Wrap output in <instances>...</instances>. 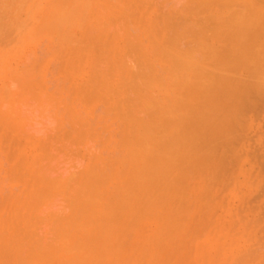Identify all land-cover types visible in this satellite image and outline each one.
<instances>
[{"label":"bare ground","instance_id":"6f19581e","mask_svg":"<svg viewBox=\"0 0 264 264\" xmlns=\"http://www.w3.org/2000/svg\"><path fill=\"white\" fill-rule=\"evenodd\" d=\"M41 1V0H40ZM52 1V0H51ZM94 1V2H93ZM96 1V2H95ZM98 1V2H97ZM105 1H107V0H102V1H99V0H53V2H52V4L53 5H56V7L54 8V9H52L51 10V14L49 13L48 15H50V18L49 17H47L48 18V20L46 21L45 19H44V21L46 22V23H44V21L42 22V23H44V24H42L43 25V27H44V31H45V34H43V33H41V35L43 34L44 35V37L42 36V37H40V33L38 32V30H35V32L37 33L38 32V35L39 36H37V38H41V43L42 44H40V42H39V45L41 46V45H43L42 47H40V48H42V50L40 51V53H38V48H36V49H34L35 47H33L32 48V46H29L28 45V43H27V45L31 48L30 49V55H27L26 57H25V55H26V53H24V54H22V55H24L23 56V59L25 60L26 59V63H23V61L24 60H22L21 61V57H20V61L23 63V64H21L20 63V66H18L17 65V63H16V65H17V67H19L18 69H17V71H16V69H15V71H13V72H15V73H13L11 70L9 71V74H7L6 73V76L8 77V79H10V84L8 83V81H7V79H6V76H5V80H6V82H4V84H3V86H2V84H0V86H2V88L0 89L1 91H0V123H1V125L0 126H3L4 124H3V122L4 123H6L4 120H6L7 118H8V120H6V121H9L10 122V120L12 119V122L13 121H15V116L17 115V118L19 117V115L21 114L22 115V118H19L20 120H21V123H22V125H19L20 126V129H24L25 130V133L26 134H28V132H30L31 130H33V133H34V131L36 132V129H39L40 130V128L38 127L37 128V125H36V123L35 122H33L32 124H33V126H30V125H25V124H29L30 122H32V118H34V120L36 121H39L37 124L38 125H40L39 123H41L42 121H43V119H41V115H42V113H43V115L44 116H46V115H48V116H51V120L52 121H54L55 123L57 122V121H55L56 119L57 120H59L60 118L62 119H60L59 120V122H62V123H56V125L57 124H63V123H67L66 125H67V127H66V125L65 126H62L63 127V129H65V131L66 132H69V134L68 133H64V132H62L63 131V129L60 131L61 133H64L63 135L64 136H61V137H63V138H60V136H59V139L60 140H58V142H57V138H58V135L57 134H60L59 133V130L62 128V127H60V125H59V130L57 131V133H56V131H54L56 134L55 135H57V138L55 139V135L53 134L54 132H49L48 130H50V129H47L46 128V126L45 127H42L41 129H42V132L43 131H45V132H48V133H44L43 132V134L44 135H42V132H40L39 130H37L38 132H40V133H38V136H37V132H36V134L34 133V134H32L31 136H32V138L34 137V135L35 136H37L38 138H40V136H41V139H42V136H44L45 137V134H47V135H50V134H53L54 135V137H53V139H54V141L56 140V142L55 143H53L54 141H53V139L51 138L52 136H50L49 137V139L51 138L52 139V141L53 142H50V144H49V142H47V140H49V139H45L46 141H44V144H46V142H47V144H49V145H45L46 147H44V145L43 144H41V142H39L38 141V143H39V145L38 146H40V147H42L41 145H43V147H44V150H45V152L43 151V153L41 154L40 152H42V150L41 149H38L37 151L39 152V156H38V154L36 153V155H37V157H40L41 156V159H42V155H45L46 153L47 154H50V150H52V155H51V157H49V155H48V157H46L47 156V154H46V156H44V158H46V159H43V160H41L40 161V158H39V161L41 162L40 164H41V166L39 167L36 163L38 162V159H37V161H35L36 163L33 165V164H31L32 165V167H34L35 165H37L38 167H36V168H38V169H33V171H36V170H40V174H39V177H36L35 179H37L36 181H37V183H38V181H39V179H41L40 181H41V186L39 187L38 185H37V187H36V189L39 187V191L38 190H35V187L33 188L32 186H34V184L36 185L37 183H35L34 182V184L32 185L31 183V187L35 190V192L36 191H38L37 193H35V195H34V193L33 192H31L32 193V195L30 196V197H32L33 195L34 196H36V198L38 199V201H37V203L35 202V200H36V198H34V196H33V198H32V200H31V198L29 197V195H28V199H30V200H28V199H26L27 200V202H28V205H31L32 206V204H30L29 202L31 201V203H33V200H34V202L36 203H33V204H35L34 206H32L31 208L30 207H28V205H26V209L27 208H29V210L27 209V212L29 211L30 212V210H32V209H35V208H39V207H41L42 206V208H43V211L42 210H37L36 209V211L34 210V213L32 214V212H33V210H32V212H31V214L28 212V215L30 214V216H26L25 214L27 213V212H25V213H23V215H22V217H24V215L26 216V218L24 219V218H22L21 217V222L19 221L20 219L18 218L17 219V221H15L16 219V213H15V223L17 224H14V221L12 222V224H13V230H11L12 232L10 233V234H6L5 233V235L4 234H0V264H114L113 262H115V260H116V262L115 263H120V264H122V260L126 257H123L124 255H122L121 256V258H120V251L122 250L121 249V247H120V245H123V243H124V241L123 240H125V242H126V239L127 238H129V239H131L130 237H132V236H130V234L131 235H133L132 233H131V228L133 229V230H135V228L137 229L138 227H141V226H145L146 227V225L145 224H147V223H144L143 225L141 224V226H139V221L142 219H144V215H143V217L142 218H140V215L142 216V214L143 213H145L144 211H146V213H145V217L146 218H148V219H150L151 220V217L150 216H152L153 218H152V220L154 219V216L153 215H155V217H156V219L159 221H156L157 222V226H155L156 227V229H158V230H155V228H154V230H153V232H154V234L156 233V235H153V236H156L155 237V241H153L154 240V238H153V236L151 235H149V237L147 236L146 237V239H145V237H143L142 235V237L144 238H140L141 240H142V242H144L145 240H148L149 241V239H151L150 240V242H152V245L154 246L155 245V247H158L157 248V251L159 252V251H161V253L163 254L164 252L166 253V251H164V248H165V250H166V248H167V245H165L166 243H168L167 241H166V239L168 238L169 240L171 239V240H173V241H176L175 240V236L176 237H178V238H181L182 236H180L183 232H184V230H183V232L181 233V229H184V228H182V226H184V225H182V226H180V224L178 223V226L179 227H177V222H178V220L177 219H175V220H177L176 222L175 221H173V222H175V224H176V228L174 227V223H172V220H174V216L173 217H171V216H169V215H164L165 213H168L169 212V209L170 208H168L169 207V204L167 203V201L169 200V199H171V197H173V199H172V201H168V202H170V204H171V202H173L174 201V199H175V203L173 204V206L171 207V209H172V213H173V210H174V208L175 209H178V207L180 206V205H182L181 206V208L179 207V209H183L182 207H183V204H182V202L183 203H187L186 202V199H184V197H183V195L185 194V197H186V194H188L189 195V193L187 192V189H186V187H185V189H184V186L182 185V184H184V185H186V182L185 181H187V179H189L188 177H192V175L193 174H195V172H196V174H197V176L199 175V173L198 172H200V175H201V173H203L202 171V168L203 169H205V167H206V169H208L207 171L206 170H204V171H206V172H208L209 171V168L210 167H208L210 164H211V161L208 163V164H205V154H210V152H211V154L209 155L208 154V156H207V158H212L213 159V157H216V155H217V153L219 152H216V155H215V152H214V149H213V147L215 148V150H220V151H223L224 152V150H223V147L221 146V149H217V148H220V146L219 145H221V143H222V140H221V142H220V139L218 140V142H216L217 140H216V138L218 139V138H222L223 136L225 137L226 136V134H229L230 132L232 133V131H233V126H231V124L233 125V124H235V122H232V121H236L237 123H238V121H239V117H241V113L243 112V110L246 108V105H242V106H240L239 104H237V102L238 101H240V99H241V101L240 102H238V103H240V104H245V101H244V98H245V95L244 94H246V96L248 95V97H249V94H248V92L249 91H255L256 90V93L259 91V90H262V88H264V87H260L258 84V86H256V83L255 82H253L254 81V77H257V74H258V76H260V74H262V73H260L261 71H264V70H262V69H264V67H262V66H264V65H260V63H261V61L262 60H264V18H262V15H264V14H261V16H258L260 13H262L261 11V7H264V5H262V4H264V3H262V2H264V0H262V2L261 1H258V0H255V1H257V3H256V8L258 7L257 6V4H259L260 5V3H258V2H261L262 4H261V7H259V10H258V15L255 13V12H253L254 14H256V15H254L251 11L254 9V4L253 3H251V1H254V0H196L197 2H195V0H192V2L194 1V3H198L197 5H195V6H197L196 7V9L194 8L195 6H194V4H192V2H191V0L190 1H188V2H190L189 4L192 6L193 5V10H195V13H197L196 15L198 16V19H199V22H198V26L199 27H207V29H208V31L210 30L211 32H209V34H208V31H207V29L205 28H203L204 30H202V28H198V27H196V28H198L199 29V31L201 30V34H203L204 32V34H203V38H204V40L206 39V42L205 41H203V38H202V41H201V38L198 36V37H196L195 38V41L193 42L192 40L194 39V37L193 36H195V34L193 33L194 32V30H195V28L193 29V32H192V37L191 38H193V39H189V38H187L188 37V34L187 33H182V34H184V35H182V34H180L181 32L180 31H177V28H175L176 26L173 24V26H172V23L173 22H171L170 21V23H169V25H167V26H169V28H171L172 27V30H170L169 28H168V30H170L169 32H171V33H169L168 32V30H166L165 28L167 27V26H165L164 27V25H163V30L165 29L167 32H165L164 33V39H165V41L164 40H161V44H159V42L157 41V39H155L158 43H157V45L159 44L161 47V49H159L160 51H161V53H158L157 54V52L156 53H154V49L156 48V42H155V40L154 39H152L153 37H150L151 38V40H154V42H152V41H150V38L148 39V36L147 35H145V38H147V39H145L144 38V36H142L147 42L148 41H150L149 43H146V44H148L149 46H150V48H152L153 47V51L152 50H150V54H152L153 53V56L156 54L157 56V62H155V63H157L158 65H154L153 64V66H151L152 64H150L149 65V69H152V70H149V69H147L148 68V65H146V64H148V62H146V66L144 67V68H146L147 69V71H145L146 69H144L143 68V66H144V64L143 65H139V64H141L140 63V61L142 60V61H145V57L144 56H146L147 54L146 53H148V55H149V52H146L145 51V49L146 50H148L149 51V49L147 48V47H144L145 45H144V39L142 40V42H143V44L141 43V41H139L138 43H141L142 45H144L143 47L145 48H142L141 46V44L139 45L142 49H143V51H145V52H140V50L138 51L139 53H145L144 55L142 54V56L144 57V58H140L141 60L139 61V58L137 59V57H135V55H134V53H136V52H134V53H132L133 51H130V50H128L129 48H127L126 50H124L125 48H122V47H120V48H122L121 50L120 49H118V50H120L121 52H123L122 53V58L119 56L120 54L118 53V56H117V54L115 55V56H117V57H114V55L112 54V57H114V58H117V60L118 61H122V59L124 60V61H122L120 64H122V65H119V63H118V61L117 60H114L116 63H114V62H111V60H109V56H108V58L107 57H104V55H102V51L103 50H105L106 48H102V45H105V46H107L108 45V43L109 44H111L112 42H110V41H115V37H117L116 38V40L117 39H122V40H120V42L122 43V42H124V44H128L129 42V40H127V39H130L129 37L131 36L130 34H133V33H135V32H138L139 31V29H138V27H139V24H138V27H136V25H135V27L134 26H132L131 25V27H129V28H131V29H135L134 31L132 30H130V29H128V25H126V24H129V23H124V22H122V24L121 23H119V21H117V18H119V17H122L121 15H123V14H121L120 12V15L118 14V15H116V13L118 12V7L117 6H119L120 8L123 6L124 7V5H125V7L128 5V6H130V4H132L133 3V7L132 6H130L131 8H133V11H134V9H135V11L137 10V6H138V4L137 3H139V1L143 4V2L142 1H144V5H149V4H146V3H151L152 1L151 0H149V1H145V0H137L138 2H136L135 0V2L133 1V0H131V2H129L130 0H128V1H125L126 3H128V4H124L123 2H122V0L121 1H119V0H113V2L114 1H116V4H117V2H118V5H116L115 4V2L113 3V5H115L114 7H116L115 9L117 10H115L116 11V13H115V11H114V13H115V15L114 16H116V17H114V19L112 20V17L111 16H113L112 14H109L108 15V17L110 18L111 17V19H110V23L108 22V24H106L105 23V26H104V28H105V30L107 31H105V30H103V31H105L107 34H108V32H109V35H108V38L110 37V39H108L107 37H105V38H107L109 41L107 42V41H105V40H107V39H102V40H104L103 42L105 43H99L98 42V40H99V38L101 39V37L103 38V35L104 36H106L107 34L105 33V32H103L102 34H100V35H102V36H98L99 38H97V35L96 34H98L97 32L95 33L94 31H99V26H100V24L101 23H99V22H101V20L103 21H106L107 19H108V17H103V18H105V19H103L102 17H96V16H92V15H102V16H104L102 13H105V16H107L106 15V12L108 13H110V11L111 10H113V8H111V6H109L108 7V5L110 4V3H108L109 1H107V3L105 2ZM213 1H216V2H213ZM42 2V1H41ZM93 2V3H92ZM101 2V3H100ZM102 2H103V4H102ZM104 2L106 3V5H104ZM111 2H112V0H111ZM217 2H219V3H217ZM45 3V2H44ZM46 3H48L47 1H46ZM51 3V2H50ZM95 3V4H94ZM120 3H122L121 5H119ZM38 4V0H28L27 1V6L28 7H34V6H36ZM49 4V3H48ZM98 4H100V5H98ZM135 4H137L136 6H135ZM140 4V3H139ZM141 4V5H142ZM211 4H213L212 5V7L216 4L217 6L218 5H220V6H222L223 7V9L224 10H218V11H220V15L222 14H224L225 13V15H226V13H227V15L225 16V18H224V16H222V17H220V15H212V12L210 11V13H209V11H205V10H208V8H209V5H211ZM13 5V4H12ZM93 5H98V7L99 8H101L102 9V12H96L93 8H95V6L94 7H92ZM111 5V4H110ZM216 5L213 7V8H216ZM23 6V5H22ZM103 6H106V7H104V9H106L105 10V12H103L104 11V9L102 8ZM127 6V7H128ZM135 6V7H134ZM219 6V7H220ZM13 7V6H12ZM98 7H97V11H98ZM121 8L122 10L121 11H123L124 10V8ZM126 7V12H122V13H127L128 14V12L130 13L131 12V8H127ZM211 6H210V9L212 8ZM219 7H217V8H219ZM238 7H242L244 10H238ZM110 10H109V9ZM206 8V9H205ZM225 8H228V9H225ZM255 8V9H256ZM3 9V8H2ZM45 9V8H44ZM96 9V8H95ZM129 9H131L130 11H128ZM198 9V10H197ZM201 9H203V11H205L206 13H207V16H203L202 15V17L203 18H205L204 19V21L205 22H207V19H208V22H207V25H209V27L207 26V25H201V22H203V21H201L200 19L202 18V17H200L199 16V13L200 14H202L201 12H202V10ZM205 9V10H204ZM219 9H221V7L219 8ZM250 9H252V10H250ZM254 9V10H255ZM258 9V8H257ZM262 9H264V8H262ZM24 10V9H23ZM124 10V11H125ZM217 10V9H216ZM248 10L251 12V14H249V13H247L248 12ZM261 10V11H260ZM15 11V10H14ZM13 10H12V12H14ZM100 11V10H99ZM128 11V12H127ZM132 11V12H133ZM224 11V12H223ZM259 11H260V13H259ZM30 12V11H29ZM98 13V14H96V13ZM112 13H113V11H111ZM222 12V13H221ZM95 13V14H94ZM100 13V14H99ZM203 14H205V13H203ZM111 15V16H110ZM206 15V14H205ZM210 15V16H209ZM24 16V15H23ZM38 16H40L39 14H38ZM76 16H78V18L79 19H76L77 17ZM82 16H84V17H82ZM89 16H91V17H89ZM124 16V15H123ZM212 16V17H211ZM214 16H215V22H218V20L221 18V20H219V22L218 23H216V24H214ZM219 16V17H218ZM13 17V16H12ZM51 17H52V19H53V21H52V19H51ZM93 17V20L95 21H93V25H94V23H95V27L93 26V29L94 30H92V25L90 26L89 25V23H88V19L89 18H92ZM97 19H96V18ZM262 18V19H260V18ZM20 18V17H19ZM82 18H83V20H82ZM85 18V19H84ZM95 18V19H94ZM102 18V19H101ZM170 18L172 19V17H171V15H170ZM203 18H202V20H203ZM209 18H211V20L213 21V22H211V20L209 19ZM100 19V21L98 22L97 20H99ZM224 19V20H223ZM20 20V19H19ZM77 20V21H76ZM87 20V21H86ZM91 19H89V21H90ZM109 20V19H108ZM115 20V21H114ZM223 20V21H222ZM262 20V21H261ZM12 21V20H11ZM16 21H18V20H16ZM29 21H30V19H29ZM111 21H113V22H115V25L113 26V24H112V22ZM116 21H117V23H119L120 25H116ZM24 22V21H23ZM37 22V21H36ZM50 22H52V23H50ZM17 23V22H16ZM27 23V22H26ZM90 23H92V22H90ZM97 23H98V25H97ZM209 23V24H208ZM2 24V23H1ZM10 24H12V23H10ZM111 24V25H110ZM124 24V25H123ZM212 24V25H211ZM215 26H214V25ZM106 25H107V28H108V25L111 27H109L108 29H110V31L111 30H113L114 32L112 33V35H111V32L110 31H108V29H106ZM122 25V26H121ZM130 25V24H129ZM156 25H160V24H156ZM22 26H23V24H22ZM35 26V25H34ZM33 26V27H34ZM39 26V25H38ZM37 26V27H38ZM119 26H121L120 27V29H119ZM127 27V30L126 29H124V27ZM142 26V25H141ZM158 26L156 27V28H154L153 29V26H152V29H151V27H150V29L152 30H147L145 27H149V26H144V28H143V31H145V30H147V32H149V34L152 36V33L154 34L153 36H156V34H157V36H158V39L160 38V36H159V34H160V29L158 30V32L157 31H155V30H157V28H158ZM214 26V27H213ZM2 27V26H1ZM116 27H118V28H116ZM125 27V28H126ZM161 27V26H160ZM176 29H174V28ZM52 28V29H51ZM121 28H123V30H125L124 32H121L120 30H122ZM118 29V30H117ZM161 29V31H163ZM2 30V29H1ZM78 30H80V34H82V33H85L86 32V30H88V32H86L89 36H87V35H85V34H83V35H85V38L83 37V36H80L81 38H83V40H81V44L82 45H80V39L81 38H79V36H77L78 38H77V42H79L78 44L81 46V47H83V45H86V48H88V46L91 44V42H89V41H91V40H89L90 38V34H91V31H92V34H91V36H95L94 38H91L92 39V46H94V47H91V46H89L90 48V50L91 51H93L94 50V52H89L88 50V52H83V51H81L80 52V54L81 53H85V54H87V59L89 58V56L90 55H88V54H91V59L89 60L90 62V67H95L96 65H97V68L99 67L100 68V66H98V65H105V59H107L106 60V65H107V67H105L104 65L103 66H101V68L103 69V71L105 70L106 71V69L107 70H109L111 67H112V69H110L109 71H106V74L108 75V76H111V77H109V79L111 78H113V77H115V75H116V73H114V75H112L111 73V71H115V72H117L116 70H117V68L119 69L120 68V66H123V65H125L126 64V61L125 60H127V64L128 65H125L126 67H128V66H132V68H130V67H128V68H130V70L132 69V71H129V70H127L128 68H126V69H124L125 67L123 66V67H121V68H123V69H121V74L119 73L120 72V69H119V72H117V75H118V73H119V75H118V78H122L123 80H125L124 79V76L122 77V73L125 71V70H127V72H128V74H130V75H128L129 77H130V81H128V82H130L129 84H127L128 82H124V81H121V78L119 79V81L117 82V84L119 83H121V82H123L122 84H124V85H122V84H120V86L122 85L123 87H125V88H123V87H117L118 85L116 84V82H115V84H116V86H115V84L114 85H112V86H115L116 88H118V90L116 89V91L118 92V91H122V92H124V93H116L115 92V90H114V88L112 87V88H110L109 86V84L108 83H106V84H103V85H105L108 89H110V91L112 92V89L114 90L113 92H115V93H109L108 92V89H107V91H106V93L108 94V96H109V99H110V102H113L112 104H115L114 106L113 105H110V106H112L113 108H111L112 110H114L115 108H116V111H118V113H119V120L121 121L122 119H124L125 121H128L129 122V120H130V122H129V124H131L132 122H131V120H133V122H136V123H134L135 125L134 126H137L136 128L133 126V123L131 124L132 126H133V128L132 129H130L129 131H128V133H126V135H125V137H122L121 136V134H119L120 132H122V131H119V130H124L121 126H123L122 125V123H121V125L119 126L118 124H120V122L119 123H117V122H113L114 124L116 123L119 127H117V129L116 128H114L113 126H112V130L113 129H116L118 132L116 133V135H120L119 137H122L121 139H119V138H117L118 139V142H123V144L122 145H120V143H118L117 144V141H116V144L115 145H118V146H115V145H113L112 146V149L114 148L115 149V147H117V149H116V152H117V150L119 151L120 150V148L119 147H121L122 146V150H124L125 149V153L122 155V157H121V155H118V156H116V154L117 153H115V152H113L112 151V149L109 147V145H107L108 146V148L105 146L106 144H104L105 143V141H106V139H102L101 138V135H100V133H99V131H96L98 128H99V126L97 127V129H95L96 127V124L95 123H97L96 121L94 122V119L92 120L91 119V117H93V115H94V118L96 117H98V119H99V117L101 116H98L99 114H108L109 115V112H107L108 111V107L109 106H107V103L105 104L104 102L106 101L107 102V98L106 97H108V96H106V95H104L105 94V89H104V86L102 87L101 85H99V84H102L103 83V81H107V80H109L108 78L105 80V78L106 77H108V76H105V78H103V76H102V72L101 73H99L98 74V71L97 70H95L96 72H94L93 71V68H91V70L92 71H89V73L88 74H90V72H92V73H95V75L93 74H91V77H92V79H91V77H90V79L88 78V81H89V84H88V82H87V84H88V86L89 85H93L92 83H94V81L95 80H98V81H95V82H102V83H99L98 85H93L92 86V88H89L90 89V92L88 91V89H84L86 86H87V84L86 85H84L83 86V84L82 83H80V84H82L81 86L80 85H78L76 82H74L73 81V78L72 77H69V76H67V73H64V71H63V73L64 74H66V76L67 77H65L64 79L66 80V78L68 79V77L70 78L69 79V81H72V82H74L75 84V87H77V91H75V90H72L73 88H70V87H73V84H71V82H70V84L72 85H70V86H68L67 87V90L69 91V89H70V91H71V93L70 92H68V93H70V95H72V93H73V95H76V92H77V95H76V97L78 96H80L81 98H80V100H82V98L84 97L83 95H84V92H86L85 94H87L88 96H86L85 95V98H83V100H86L85 102L82 100V101H79V99H77L75 96H73V97H75V99H77V105L78 104H80V105H78L79 107H77V106H75L76 105V100L75 101H73V99L70 101V97L68 96V93H66L67 92V90L65 91V89H66V87L65 88H63L64 87V84H65V81H63L62 80V78H63V76L61 75V72H60V76L61 77H59V72L58 71H61V69H62V66H61V63H59V61L61 60V57H62V54H61V52H62V50L64 51L67 47L69 48H71V47H73V45L75 46V45H77L78 46V48H81V47H79V45L78 44H76L77 42H76V35H78V34H76L75 35V33H76V31L78 32ZM116 30V31H115ZM178 30H179V28H178ZM6 31V30H5ZM85 31V32H84ZM119 33H121V34H119ZM141 31V30H140ZM174 31L176 32H179V34L178 33H174ZM207 31V32H206ZM1 32V31H0ZM31 32V31H30ZM93 32H94V34H93ZM146 32V31H145ZM156 32V33H155ZM6 32H4V34H5ZM32 33H33V31H32ZM125 33V34H124ZM139 33V32H138ZM137 33V34H138ZM143 32L141 31V33L140 34H142ZM159 33V34H158ZM162 33V32H161ZM172 33L173 34H176V36L174 35H172ZM207 33V34H206ZM113 34H117L118 36H115V35H113ZM130 36H129V35ZM137 34H133V36L131 37V39L132 40H134V39H138V40H140V38H142L141 37V35H140V37L138 38L137 37ZM145 34H147V33H145ZM177 34H178V37H177ZM186 34V35H185ZM210 34H212L213 36H210ZM223 34H225V35H223ZM9 35V34H8ZM32 35V34H31ZM75 35V36H74ZM99 35V34H98ZM123 35V36H127L126 37V39L124 38H121V36ZM136 35V36H135ZM139 35V34H138ZM6 36V35H5ZM18 36V35H17ZM25 36V35H24ZM87 36V37H86ZM115 36V37H114ZM136 38H135V37ZM166 36H168V39H170V41H168V39H167V37ZM172 36V37H171ZM180 36H181V38H180ZM182 36H184L183 38H185L186 36V38L188 39V43H187V41H184V39H182ZM205 36H207V37H205ZM211 37V39H213V40H217V42L220 40H222V43H223V41H225L224 42V44H223V46L222 45H220L221 43L220 42H218V44L217 43H215L216 45H215V47L213 46L214 45V43H213V45H212V43L210 42V40H208L207 38L208 37ZM4 37V36H3ZM34 37V36H33ZM61 37H63V38H61ZM113 39H112V38ZM163 37V36H162ZM170 37V38H169ZM210 37H209V39H210ZM35 38V37H34ZM35 39V40H38V39ZM39 38V39H40ZM64 38H65V40H64ZM155 38V37H154ZM173 38V39H172ZM185 38V40H187ZM197 38H200V40H198ZM9 39H11V38H9ZM25 39H27V38H25ZM86 39H88V42H89V44H88V42L85 44L84 42H85V40ZM136 39V40H137ZM179 39V40H178ZM185 42V43H187V46H186V44H184V42L182 41V40ZM2 40V39H1ZM12 40V39H11ZM34 40V39H33ZM67 40V41H66ZM95 40V41H94ZM97 40V41H96ZM101 40V41H102ZM132 41V42H130L132 45H130L131 46V50L133 49L134 51H136V49H139L138 47L139 46H136L138 43H137V41ZM178 40V41H177ZM189 40H190V42L193 44V45H190L191 43L189 42ZM197 40L199 41V42H197ZM208 40V41H207ZM10 41V40H9ZM8 41V42H9ZM23 41V40H22ZM64 41H65V44H72V43H75V44H73V45H70V46H68V45H64L63 46V43H64ZM100 41V40H99ZM119 41V40H118ZM127 41V42H126ZM131 41V40H130ZM179 41H181L180 43H178ZM2 42V41H1ZM34 42V41H33ZM37 41H35L34 43H36ZM68 42H70V43H68ZM83 42V43H82ZM93 42H96V43H93ZM136 42V43H135ZM166 43L167 45H164V43ZM183 42V43H182ZM201 42L203 43L202 45H201ZM107 43V44H106ZM120 43V44H121ZM135 43V44H134ZM155 43V44H154ZM171 43V44H170ZM176 43H178V44H176ZM220 43V44H219ZM88 44V45H87ZM95 44V45H94ZM114 45H115V43H113ZM118 44V43H117ZM118 45V46H123V44H121V45ZM126 44V45H127ZM153 44V45H152ZM168 44H170L169 46H168ZM182 46H184V47H181V45ZM196 44V45H195ZM204 44H206V45H204ZM5 45V44H4ZM97 45H98V47L100 46V48H102L101 50L102 51H100L99 50V52H97V50H98V48H97ZM126 45H124V46H126ZM151 45H152V47H151ZM158 45V46H159ZM162 45H164L165 46V48H166V46H168L167 47V49L165 50V48H164V46L162 47ZM172 45V46H171ZM198 45H199V47H198ZM217 45H220V46H218V47H220L219 49H221V50H218V48L216 49V46ZM34 46V45H33ZM37 46V45H36ZM62 46H63V49H62ZM65 46H67V47H65ZM137 48H136V47ZM203 46V48H200V47H202ZM65 47V48H64ZM111 47V46H110ZM115 47H117L116 45H115ZM127 47H129L128 45H127ZM133 47V48H132ZM155 47V48H154ZM191 47V48H190ZM199 49H198V48ZM67 48V49H68ZM69 48V49H70ZM109 48V47H108ZM135 48V49H134ZM66 49V50H67ZM77 48H73V51H75ZM97 49V50H96ZM112 49V48H111ZM115 49V48H114ZM163 49V50H162ZM196 49L198 50V51H201V52H197V53H199L200 55L202 54V56H198L199 54H195L196 53ZM26 50H27V46H26ZM65 50V51H66ZM71 50H72V48H71ZM78 51H80L79 49H77ZM158 50V47L156 48V51ZM165 50V51H164ZM95 51H96V53H95ZM117 51V50H116ZM116 51H113V52H116ZM126 51V52H125ZM128 51H130L131 52V54L129 55L128 54ZM159 51V52H160ZM25 52H27V51H25ZM68 52H69V50H68ZM72 51H70L69 52V54L71 53ZM101 52V55L100 54H98V53H100ZM105 52V51H104ZM107 52V51H106ZM124 52L127 54V56H126V54H124ZM129 52V53H130ZM28 53V52H27ZM64 54H65V52H63ZM76 53V56L78 57V55L79 54H77V51L75 52ZM95 53V55H96V57L95 56H93L92 54H94ZM108 53V52H107ZM162 53H165V54H162ZM18 54H20V53H18ZM44 54H47V55H44ZM85 54H82V55H84L85 57V59H86V55ZM98 54V55H97ZM104 54V53H103ZM125 56H124V55ZM134 55V57L139 61V63H138V61L137 62H135V58L133 57V55ZM141 54H140V56H141ZM160 54H162L161 56H160ZM71 55H73V54H71ZM75 55V54H74ZM73 55V56H74ZM99 55L100 56H103L102 57V59H100V57H99ZM129 55V56H128ZM132 55V56H131ZM139 55V54H138ZM164 55V56H163ZM195 55V56H194ZM196 56H198V57H196ZM16 57H19V55H17ZM65 57V56H64ZM68 57V56H67ZM126 57L128 58V59H130V62L128 61V59H126ZM130 57H133V59L132 58H130ZM148 57V58H147ZM150 56H146V61H147V59H150L149 58ZM160 57V58H159ZM193 57H196L197 58V62L195 61L194 62V60H196V59H194ZM96 58H98V59H96ZM103 58H105V59H103ZM12 59V58H11ZM54 59L56 60V63H58V64H55V61H54ZM86 59V60H87ZM95 59V60H94ZM131 59L134 61V63H133V65H130L129 63H131ZM155 59H153V57L150 59V62L152 63V62H154V60ZM203 59H206V61H205V63L203 62H201V61H203ZM63 60V59H62ZM83 60V59H82ZM94 60V61H93ZM103 60V61H102ZM113 60V59H112ZM155 60V61H156ZM11 61V60H10ZM18 61V60H17ZM20 61H18V64H19V62ZM65 61V60H64ZM78 61H79V59H78ZM78 61H71L70 62V60H69V63L68 64H71V67L73 68V72L74 71H77L78 69H80V67H81V65H83V64H81V63H83L84 62V60L82 61V62H80V64H79V62ZM91 61H92V63H91ZM96 61V62H95ZM99 61H100V63H102V64H100L99 63ZM102 61V62H101ZM209 61V62H208ZM15 62V61H14ZM61 62V61H60ZM104 62V63H103ZM124 62H125V64H124ZM194 62V63H193ZM13 63V62H12ZM93 63H96L95 65L93 64ZM111 63H114V64H118V66L116 67V66H114V64H111ZM136 63L139 65V66H141V67H138L137 65H136ZM210 63V64H209ZM54 64L56 65V66H54ZM85 64H87V63H85ZM11 65V64H10ZM16 65H11V67L10 68H12V66H13V68H14V66H16ZM161 65H162V67L163 68H161ZM207 65H209V67L207 66ZM54 66V71H50L51 70V68ZM68 66H70V65H68ZM108 66H110V67H108ZM138 68H137V67ZM159 66V67H158ZM65 67V66H64ZM113 67H114V69H116V70H113ZM116 67V68H115ZM135 67V68H134ZM158 67V68H157ZM260 67H262V68H260ZM16 68V67H15ZM57 68V70L58 71H55V69ZM137 68V70H141L142 68H143V70H141L140 71V73H138V72H136V74H135V70L134 69H136ZM140 68V69H139ZM154 69V70H153ZM158 69L160 70V71H158ZM86 70V69H85ZM89 70H90V68H89ZM123 70V71H122ZM149 70V71H148ZM259 70H261V71H259ZM5 71V70H4ZM8 71V70H7ZM10 72L12 73V74H10ZM66 72V71H65ZM108 72L110 73V74H108ZM126 72V73H127ZM131 72V73H130ZM134 72V74L132 75V73ZM243 73L244 74V76H243V74H242V76H240L239 77V75H238V77L239 78H241L240 80H237V82H236V79L234 78L235 76H236V73ZM259 72V73H258ZM80 73V72H79ZM78 73V74H79ZM105 73V72H104ZM126 73H125V75H126ZM249 73L250 74H252V75H249ZM50 74V75H49ZM69 74V73H68ZM234 74V75H233ZM2 75H3V73H2ZM51 75L52 76H54V81L51 79V78H49V77H51ZM83 76L81 73L77 76L78 78H79V76ZM254 75H256V76H254ZM1 76V75H0ZM48 76V77H47ZM81 76H80V79H81ZM88 76V75H87ZM94 76V77H93ZM102 76V77H101ZM113 76V77H112ZM120 76V77H119ZM131 76L133 77V78H131ZM232 76V78H230ZM234 76V77H233ZM245 76H246V79H245ZM252 76H254L252 79H250ZM262 77H264V74H262L261 75ZM47 77V78H46ZM89 77V76H88ZM117 77V76H116ZM227 77H229V78H227ZM237 77V76H236ZM237 77V79H239ZM244 77V78H243ZM262 77H259L260 78V80L262 81V82H264V79H262ZM46 78V79H45ZM53 78V77H52ZM77 78V79H78ZM84 78V80H86L87 78L86 77H82V79ZM104 79L103 81L102 80H100V79ZM2 79V78H1ZM49 79V83H51L48 87H50V86H52V87H54V88H52L51 87V89H53V90H56L57 89V91L58 90H60L61 91V93L60 92H58V93H60V94H63L62 96H64V92H62V91H65V93H66V95L65 96H67V97H65V100H67L66 102H68V101H70V102H75L74 104H72L73 106L71 107V105L69 106V104H70V102H69V104L68 103H66V105H65V102H63L62 104H64L63 105V107L61 106L62 104H60L59 102H62L63 101V98H62V101L61 100H59V102L58 101H56V99H55V97H57V94L55 93H53L52 92V90L49 88V90H51V92H49V94L51 93H53L55 96H53V94L51 95H49V94H47V93H44L43 92V90L45 89L44 87H42V82H40V81H43V83H44V81L46 80H48ZM51 79V80H50ZM77 79H76V81H77ZM80 79H78V81L80 80ZM81 79V80H82ZM94 79V80H93ZM131 79H132V81H131ZM233 79V81H229V80H232ZM234 79H235V82H234ZM248 79H250V83H248L249 81H248ZM3 80V79H2ZM84 80H82L81 82H83ZM114 80V78L112 79V82H114L113 81ZM116 80H117V78H116ZM129 80V79H128ZM247 80V81H246ZM4 81V80H3ZM45 81V83H47ZM50 81H53V85H52V82H50ZM68 81V80H67ZM92 81V82H91ZM121 81V82H120ZM126 81V80H125ZM108 82V81H107ZM111 81H109V83H112ZM8 83V84H7ZM11 83H12V85H11ZM44 83V84H45ZM48 83V84H49ZM67 83H68V85H69V82H66V84H65V86L67 85ZM85 83H86V81H85ZM105 83V82H104ZM253 83V84H252ZM48 84H45V86H46V88H47V85ZM63 84V85H62ZM109 86H108V85ZM247 84H249V86H247ZM76 85H78V86H76ZM253 85V86H252ZM61 86H63L62 87V89H61ZM80 86V90L82 89V90H84V92H82L81 91V93L79 94V87ZM87 86V87H88ZM91 86H89V87H91ZM97 88H96V87ZM98 86H100V87H102L101 89H104V90H102V92H101V89L100 90H97V89H99L98 88ZM251 86V87H250ZM42 87V88H41ZM86 87V88H87ZM259 87V88H258ZM59 88V89H58ZM94 88H95V90H97V91H95L94 90ZM122 88V89H121ZM251 88H253V89H251ZM254 88H256L255 90H254ZM48 89V88H47ZM46 89V90H47ZM64 89V90H63ZM259 89V90H258ZM86 90V91H85ZM123 90H125V91H123ZM247 90V92H245ZM249 90V91H248ZM95 92V94H96V92H97V96L94 94V93H91V92ZM99 91H100V93H99ZM120 91V92H121ZM103 92H104V94H103ZM154 92H156L155 94H154ZM245 92V93H244ZM82 93H83V95H82ZM255 93V92H254ZM253 93V94H254ZM60 94H58V96H60L59 98L61 99V95ZM91 94H93V95H91ZM258 94V93H257ZM90 95H91V97H90ZM94 95L96 96L95 97V99L96 100H94ZM101 95H102V97L104 98V96H105V98H106V100H105V98L103 99L102 97H101ZM104 95V96H103ZM155 95H157V97L155 96ZM160 97H159V96ZM259 95V94H258ZM72 96H71V98H72ZM83 96V97H82ZM92 96H93V98H92ZM98 96H100L101 98L99 99L98 98ZM154 96V97H153ZM251 96V95H250ZM54 97V98H53ZM156 97V98H155ZM243 97V98H242ZM247 97V98H248ZM252 97V96H251ZM250 97V98H251ZM58 98V99H59ZM69 100H68V99ZM246 98V102L248 101V100H251V99H247ZM57 99V100H58ZM91 100V101H89V100ZM64 100V101H65ZM92 100H94L93 102H94V104L96 105V107H98V106H100L99 107V110H97V108H96V113H98V115L97 114H92V115H88L89 114V111H91V112H93V113H95V111L94 110H91V109H93V106L92 105H94V104H89V103H92ZM98 100H101V101H99V103H98ZM103 100V101H102ZM243 100V101H242ZM87 101H89V102H87ZM96 101V102H95ZM235 101V102H234ZM237 101V102H236ZM252 102H253V100H251ZM23 103V104H18V103ZM85 104V106H86V102H87V105L88 106H90L89 107V109L90 110H88L87 111V108H88V106H86V108H84V104ZM101 102V103H100ZM233 102H234V106H233ZM250 102V101H249ZM251 102V103H252ZM105 104V106H106V108H107V110L105 109V108H102L101 107V105L100 104ZM109 103V102H108ZM117 103V104H116ZM229 103H231V105L232 106H230V104ZM250 103V104H251ZM68 104V105H67ZM82 104V105H81ZM229 106H228V105ZM237 104V105H236ZM248 105H249V103H247ZM26 105V106H25ZM60 105V106H59ZM109 105V104H108ZM116 105L118 106V107H116ZM239 105V106H238ZM247 105V106H248ZM20 106H21V110H24L25 111V109H26V107H34V109H38V111L40 110H42L41 111V113H40V111H39V114H40V116H39V114H38V116H39V118L41 119H39L38 120V117H37V113L36 112H38V111H36L35 110V112H32V113H34V116H33V114H28L29 112H27L28 110H30L29 108H27L26 110L27 111H25V113L26 114H28L27 116H26V114H25V116H23V114H22V111L21 110H19L18 112H16L17 110H18V108L17 107H19L20 108ZM22 106L24 107V109H22ZM67 108H69V109H67ZM74 106H75V108L76 109H74ZM83 107L84 108V112H85V110H86V114L83 112V111H80L79 109H83V108H81V107ZM92 106V107H91ZM239 107V108H235V107ZM54 107V109H51V108H53ZM63 108L64 110H65V112H64V110H62V113H65V114H68V113H66V112H69L70 113V110H72L73 112H76V111H78L79 110V112L77 113L78 115L77 116H81L83 113V115L81 116V117H76V114L74 115L76 118L74 119V120H76L75 122H74V120H72L73 118L72 117H70L69 115H71V114H68V117H70V120L71 121H73L74 122V124L76 123V125L74 126L73 125V122H71V121H68L69 119H68V117H67V115H63L61 112H59L58 110L60 109V108ZM104 107V106H103ZM226 108L227 107V111L224 109V108ZM233 109L232 111H231V108ZM241 107V108H240ZM17 108V109H16ZM57 108H59V109H57ZM61 108V109H62ZM72 108V109H71ZM95 108V107H94ZM44 109H47V110H45L46 111V115H45V111H44ZM51 109V110H50ZM60 109V110H61ZM106 111H105V110ZM117 109H119V110H117ZM222 109H224L225 110V112H224V110H222ZM230 109V110H229ZM236 109V111L234 112V110ZM241 109H243L242 110V112H238V111H240ZM50 110V111H49ZM54 110H56V113L58 114L56 117H58L59 116V113H61L60 115L62 116V117H60L59 116V118H56L55 119V116H53V115H51V111H52V114H56V113H54L55 111ZM69 110V111H68ZM76 110V111H75ZM102 110H104V111H102ZM238 110V111H237ZM20 111H21V113H20ZM32 110H30V112H31ZM48 111H49V113H48ZM71 111V112H72ZM101 111V112H100ZM115 111V112H116ZM229 111V112H228ZM80 112H83V113H80ZM90 112V113H91ZM107 112V113H106ZM15 113H18V114H15ZM36 113V114H35ZM112 113H113V111H112ZM117 112L115 113L116 115L118 114ZM238 113H240V114H238ZM50 114V115H49ZM74 114V113H73ZM73 114H72V116H73ZM81 114V115H80ZM111 114V113H110ZM235 114V115H234ZM5 115H6V117H7V115H8V117L7 118H3V117H5ZM32 116V118L30 117V116ZM89 116L90 117V122H91V120H92V122H91V125H92V127H93V129H89V130H87L88 128H86L87 126V124H88V126H89V128H91L90 126L91 125H89V119L88 120H86V121H88V123L85 121L84 123H83V121L82 122H80L81 123V126H82V128L79 126L80 124H78V126L80 127H78L77 129H72V131H73V133H74V135H72L73 137L71 138V133L72 132H70L69 131V128L71 127V126H74V128L75 127H77V122L79 123V121H80V119L79 118H81V119H83V117L84 116ZM105 115V117H108V115L106 116ZM64 116H66V121L65 122H63L64 121ZM111 117L109 118V120L111 119V118H113V117H115V116H113L112 114L110 115ZM113 116V117H112ZM118 116V115H117ZM138 116V117H137ZM229 116H231L230 118H229ZM232 116H233V118H232ZM36 117V118H35ZM54 117V119L55 120H53L52 118ZM86 117V118H87ZM105 117H102L103 119H101L100 118V120H105L104 118ZM17 118H16V120H17ZM44 118V117H43ZM72 118V119H71ZM79 119V121H77L78 119ZM122 118V119H121ZM133 118V119H132ZM226 118L228 119V120H226ZM232 118V119H231ZM236 118V119H235ZM10 119V120H9ZM14 119V120H13ZM116 119V118H115ZM231 119V120H230ZM20 120H18L19 121V123L18 122H16V123H12V122H10V123H12V124H21L20 123ZM108 120V121H109ZM124 120H122V121H124ZM226 120V121H225ZM230 120V121H229ZM41 121V122H40ZM107 120L105 121L106 123L108 122ZM116 121H117V119H116ZM124 121V122H125ZM68 122H69V125H70V123H72V125L71 126H69L68 125ZM101 122L102 121H100L99 123H100V126H101ZM104 121H103V127L101 126L100 128H102L103 129V131L102 130H100V131H102L101 132V134H102V136H104L103 138H106L107 137V134L109 135V133H110V131L112 132V134L111 135H109V137L110 136H112V137H114V133L116 132V130H110L111 128H110V126H111V124H112V122H111V120L109 121L111 124H110V126H109V128L110 129H108L109 130V132H104V130L106 131L107 129H105L106 127L105 126H108V125H105L106 123H105ZM127 122V123H128ZM231 124H230V123ZM87 123V124H86ZM105 123V124H104ZM125 124L126 126L128 125V124ZM138 123V124H137ZM226 125H225V124ZM3 124V125H2ZM8 124V126L10 125L9 123H7ZM23 124L25 125V127L24 128H21L22 126H23ZM83 124V125H82ZM86 124V125H85ZM94 124V125H93ZM109 124V123H108ZM116 124L114 125L115 127H116ZM137 124V125H136ZM225 126H224V125ZM230 126H229V125ZM44 124H43V122L41 123V125L40 126H43ZM64 125V124H63ZM10 126H12V125H10ZM36 126V128H34L33 129V127H35ZM86 126V127H85ZM131 126V127H132ZM220 126H222V128L220 127ZM226 126H229V127H227V128H229V131L230 132H228V131H226L227 130V128L225 129L224 127H226ZM6 126H4V128H5ZM13 128H14V126H12ZM30 127H32V129L30 130V129H27V128H30ZM84 127L86 128V131H84L85 132V135H88L89 136V138H91V136L93 137V136H98V134H99V138L98 137H96V139L95 138H93V142L92 141H89L90 142V144L92 145V146H96V147H94V148H96V151H94L95 153H96V156L94 155V156H92L93 154H92V152L90 153V154H92V155H90V156H92L93 158H87L88 159V161H89V163H88V168L86 167V164H87V162L85 163V165H84V167L86 168L84 171L82 170V173H81V169H82V167H81V165L83 166V160L82 159H80V161H81V163H80V161L78 162L77 160H76V158L77 159H79V156H77V155H80V151H79V149L80 148H82L83 146V142L82 141H84V143H89L88 142V140H90V139H88V137H87V139L85 140L84 138H85V135H83L84 134V132H82L83 131V129H84ZM122 129H121V128ZM129 127V126H128ZM2 128V127H1ZM6 128H8V127H6ZM5 128V129H6ZM15 128H16V126H15ZM44 128H45V130H44ZM54 128V127H53ZM66 128H67V130H66ZM118 128H120L119 130H118ZM125 128H127V127H125ZM5 129H2V131L3 132H5L6 130ZM9 129H11V128H9ZM19 129V130H20ZM71 129V128H70ZM82 129V130H81ZM95 129V130H94ZM128 129V128H127ZM13 131V133L16 131V129H12ZM15 130V131H14ZM19 130L17 131L18 132V134H17V136L18 135H21V133H23V132H21V130H20V132H19ZM23 130V131H24ZM26 130L28 131V132H26ZM30 130V131H29ZM52 130H55V128L54 129H52ZM81 130V131H80ZM85 130V129H84ZM93 130V131H92ZM99 130V129H98ZM77 131H80L79 133H80V135H81V133H82V136H79L78 134L79 133H77ZM89 131V132H88ZM98 133H96V132ZM220 131V132H219ZM221 131H222V133H221ZM225 131V132H224ZM1 132V131H0ZM2 132V133H3ZM17 132H15V134L17 133ZM95 132V133H94ZM219 132V133H218ZM6 133V132H5ZM4 133V134H5ZM25 133H23V135L25 134ZM72 133V134H73ZM75 133H77V134H75ZM87 133V134H86ZM93 134V135H89V134ZM226 133V134H225ZM231 133H230V135H231ZM3 134V135H4ZM7 134H8V132H7ZM10 134V133H9ZM15 134L13 135V137L15 136ZM30 134V133H29ZM28 134V135H29ZM39 134H40V136H39ZM94 134H96V135H94ZM105 134H106V136H105ZM219 134L220 135H223V136H219ZM3 135H1V133H0V141L1 142H5L6 141V139L5 138H7L6 137V134H5V138L3 137ZM22 135V136H23ZM28 135H24L25 137H27ZM60 135H62V134H60ZM217 135H218V137H217ZM229 135V136H230ZM7 136H9V135H7ZM23 136V137H24ZM30 136V135H29ZM70 136V137H69ZM74 136H78V138L76 139V137H74ZM118 136H116V137H118ZM124 136V135H123ZM228 136V137H229ZM66 137V138H65ZM80 137V138H79ZM227 137V136H226ZM19 138V137H18ZM28 138V137H27ZM27 138H26V140H27ZM30 138V137H29ZM28 138V139H29ZM47 138V137H46ZM68 138H71L72 140L74 139L76 142H75V144H76V146H77V149L74 147V143H70V140L68 141ZM124 138V139H123ZM11 139H14V138H11ZM20 139H22V138H20ZM25 139V138H24ZM23 139V140H24ZM37 139V138H36ZM36 139H33L34 141L33 142H35V140ZM61 139H67V141L66 140H64V141H66V143L63 141V140H61ZM114 139V138H113ZM113 139H111L112 141H113ZM116 139V140H117ZM122 139H123V141H122ZM7 140H8V138H7ZM19 140V139H18ZM22 140V141H23ZM30 140H32V139H30ZM73 140V141H74ZM108 140V139H107ZM110 140V139H109ZM216 140V141H215ZM12 141H14V140H12ZM12 141H10L9 143H6V147H8L9 149L7 150V148L5 147V151L3 152V147H2V154L4 153V155H2V154H0V158H1V160H2V156L4 157L6 154H8V158H10V152H11V150H12V148H11V145H9ZM20 141V140H19ZM42 141V140H41ZM59 141H63L62 143L67 147L69 144H70V147L69 148H71V146H72V148L74 147V149H76V150H78V151H75L74 149H73V151L71 150V152H76V154L77 155H75V160L73 159V161H72V159L70 160V157L72 156L73 157V155H71V154H73V153H70L69 151H70V149L68 150V148H66L67 150H68V152L70 153V157H69V154H67L68 152L66 151V149L64 148V145L63 144H61L60 146H62V148H60L59 147V143H61V142H59ZM72 141V142H73ZM101 141H103L104 143L102 144V142ZM111 141V142H112ZM0 142V143H1ZM7 142V141H6ZM16 143L18 142V141H15ZM14 142V143H15ZM29 142V143H28ZM27 143L29 144V145H32V144H30V142L31 141H28ZM68 142V143H67ZM82 142V143H81ZM110 142V141H109ZM108 142V143H109ZM115 142V141H114ZM14 144V145H12V147L14 146H16L17 145V147L18 148H14L13 147V150L14 149H16L17 151H18V149H22L19 145V142L17 143V144ZM26 143V142H25ZM25 143H23V146L25 145ZM51 143H52V145H51ZM78 143H81L82 145V147H79L78 148V146H80V145H78ZM87 143L86 144H84V146L85 145H87ZM93 143V144H92ZM100 143L103 145V146H105L106 148H107V151H109V152H111L112 151V154L114 153V157L112 156L111 157V155L112 154H110V155H108V153L105 151V154L107 153V156L106 157H108V156H110V157H108L109 159H110V161L109 162H107V161H105V157H104V155L103 156H101V155H99V156H97L98 154H97V152L98 153H100V151H99V148L100 149H102V145L100 146ZM5 144V143H4ZM12 144H13V142H12ZM19 144V145H18ZM35 144V143H34ZM53 144H54V146H56V147H58L56 150L58 151V152H56L54 149H52L54 146H53ZM67 144V145H66ZM74 144V145H73ZM90 144H88L89 146H90ZM109 144H111V143H109ZM112 144H113V142H112ZM111 144V145H112ZM216 144H218V145H216ZM1 145V144H0ZM3 145V144H2ZM1 145V146H2ZM110 145V146H111ZM227 145H228V141H227ZM1 146H0V152H1ZM49 146V148L51 147V149L50 150H48L47 149V151H49V152H46V148ZM92 146H90V149H91V147ZM99 146V147H98ZM202 146H204V148L202 149ZM213 146V147H212ZM216 146V147H215ZM226 146V145H225ZM25 147H30L31 148V150H33V147H31V146H25ZM24 147V148H25ZM42 147V148H43ZM86 147V146H85ZM85 147H83V148H85ZM88 147V146H87ZM86 147V148H87ZM11 148V149H10ZM23 148V149H24ZM30 148H28V149H30ZM36 148H37V145H36ZM63 150V149H65L64 151L66 152V154L63 156V154L65 153H62V151L60 150ZM82 148V149H83ZM84 149V150H86L87 151V149ZM89 148V147H88ZM104 148V147H103ZM88 149V151L87 152H90L91 150H94V149ZM111 151H110V150ZM209 149H211L210 150V152H207V151H209ZM213 149V150H212ZM10 150V151H9ZM12 150V151H13ZM27 149H24V151H26ZM35 150V149H34ZM59 150H60V152H61V154H60V152H59ZM84 150H81V151H84ZM27 151H29V150H27ZM36 151V150H35ZM34 151V152H35ZM36 151V152H37ZM53 151H55L56 153H58L57 155H59V157H57V159L55 158L56 157V153L55 152H53ZM203 151H205V154H203L204 155V157L202 156V153H203ZM213 151V152H212ZM16 152V151H15ZM15 152L13 151V152H11V154L12 153H14V155L17 157V161H14V162H20V159L18 158V157H20V155L22 154V152H21V154H18L19 156H17V154H15ZM19 152V151H18ZM18 152H16V153H18ZM34 152H25L26 154H22V156L21 157H24L23 155H27V154H29V153H31V155L34 153ZM78 152V153H77ZM87 152H85L84 151V153H82V154H88ZM103 152V151H102ZM101 152V153H102ZM202 152V153H201ZM94 153V154H95ZM122 153V152H121ZM212 153H213V155H212ZM220 153V152H219ZM226 153V152H225ZM228 153V152H227ZM104 154V153H103ZM2 155V156H1ZM30 155V154H29ZM53 155H55V156H53ZM88 155V156H89ZM200 155V156H199ZM219 155V154H218ZM217 155V157H219ZM224 155V154H223ZM28 156V155H27ZM26 156V157H27ZM69 157V159L68 160H70V161H68V160H66V158L63 160L62 158L63 157ZM84 156H85V158H86V156L87 155H82V158H84ZM89 156V157H90ZM118 158L119 156L121 157H119V161H116L117 160V158ZM198 156V157H197ZM202 156V157H201ZM211 156V157H210ZM227 156V155H226ZM6 157V156H5ZM26 157H24V160H25V162H26V160L29 162V161H34L35 159H36V156H34V159H31V160H28ZM29 157V156H28ZM54 157V158H53ZM61 157V158H60ZM103 157H104V159H103ZM30 158H31V156H30ZM51 160H50V159ZM60 158V159H59ZM80 158H81V156H80ZM84 158V159H85ZM113 158V159H112ZM114 158H116L115 159V162H114ZM196 158V161L194 160ZM198 158V159H197ZM200 158H201V160H200ZM220 158V157H219ZM225 158V157H224ZM4 159V158H3ZM6 159L7 158H5L3 161H6ZM18 159H19V161H18ZM202 159H204V160H202ZM211 159V160H212ZM8 160V159H7ZM9 160H11L12 161V157L9 159ZM8 160V161H9ZM21 160H23V158H21ZM53 160V162L52 163H54V164H57L56 162H58V164L56 165L57 166V169H55V167L56 166H54V164H52V163H50V161H52ZM54 160H56V161H54ZM65 161V162H67V164L68 163H70V164H68V165H75V163H76V165H78V166H75V170H76V167H77V170L78 169H80L79 171H80V174L79 173H75V172H79V171H73V169L70 167V166H68V165H66V163L64 162V164H61V162L60 161ZM86 160V159H85ZM113 160V161H112ZM197 160H199L200 161V163H202V164H200L199 163V161H197ZM8 161H6V162H8ZM32 161H31V163H32ZM42 161H48V164H47V162H43L45 165L44 166H42L43 165V163H42ZM63 161H62V163H63ZM74 161H76V162H74ZM111 161L112 162H114V166H112V164L113 163H111ZM195 161V162H194ZM203 161V162H202ZM13 162V163H14ZM60 162V163H59ZM74 162V163H73ZM117 162H118V164H117ZM193 162V163H192ZM223 162H224V160H223ZM0 163H1V165L2 166H4V168H5V166L6 165H3V163H5V162H1L0 161ZM11 162H8V163H6L7 164V168H8V171H7V169H6V172H5V170H3V172H2V168H0V175H1V173L3 174V173H5L6 175L7 174H9V173H11V171H15V170H17L18 169V167H17V163H14V164H16V166H15V168H17V169H15V170H9V168H11L12 169V167H13V165L11 166V165H8V164H10ZM23 162H21V164H22ZM73 163V164H72ZM107 163H108V166H107ZM195 163H198L199 164V167H201V169H199V170H202V171H199V170H196V166H194L195 165ZM203 163H204V165H203ZM219 163V165L220 166H222L221 165V162H218ZM218 163H217V165H213V162H212V164H211V167H212V165L215 167V169H216V171L217 172H219V167L220 166H218ZM38 164H39V162H38ZM53 165V166H48V167H51V168H49L48 169V167L47 168H44V167H46L47 165ZM59 164L61 165L60 167H59ZM111 164V165H110ZM181 164H183L182 166H181ZM192 164V165H191ZM216 164V163H215ZM26 165V164H25ZM65 166V168H66V170L68 171V172H73L72 174L70 173H68L66 170H65V168H64V166ZM110 165V166H109ZM206 165V166H205ZM208 165V166H207ZM10 166V167H9ZM19 166H22V165H20L19 164ZM24 166V165H23ZM29 166H30V164H29ZM186 166H188V167H186ZM192 166V167H191ZM203 166H205V167H203ZM218 166V167H217ZM28 167V166H27ZM31 167V166H30ZM43 167V168H42ZM54 167V168H53ZM59 167V168H58ZM71 168V169H68V168ZM108 167H110V169L108 168ZM182 167L184 168L183 169V171L181 170L182 169ZM193 167H195L194 169H193ZM208 167V168H207ZM25 168V167H24ZM52 168H53V174H52ZM63 168V169H62ZM107 168H108V170H107ZM181 168V169H180ZM189 168V169H188ZM14 169V168H13ZM22 169V167L21 168H19L18 169V171L19 170H21ZM26 169V168H25ZM24 169V170H25ZM43 169V170H42ZM44 169H46V170H44ZM60 169H62V171L63 170H65V171H63V173L64 172H66L67 174H68V176L66 175V173H64L65 175H63V173H62V171H59ZM126 169H128V171L130 170V172H126L127 170ZM178 169H180V170H178ZM186 169L188 170V171H186ZM24 170H22L21 172L22 173H24L23 171ZM27 170L28 169H26V174H25V176L26 177H24V175L23 174H19V173H21V172H19L18 173V171H17V173H11V174H13V176L14 177H12V178H15V175L14 174H16L17 175V178H16V180L19 178L18 177V174H19V176L20 177H22V178H27V177H32L31 175H28L27 176ZM51 172H50V171ZM55 170H57L58 171V173L55 171ZM220 170H223L222 168L220 169ZM32 171V170H31ZM41 171H43V172H41ZM47 171V172H46ZM124 171L129 175V174H131V176L132 177H129V180L130 181H128V178L126 179L125 178V180H127V184L125 185V183H126V181H124L122 178H121V176H120V178L122 179V183H123V181H124V184H121L120 182L119 183H117V181H118V177H117V175L116 174H118V173H120V175H124L123 173H124ZM180 173L179 175H178V172ZM210 171H211V169H210ZM210 171L207 173L208 175H206V174H204L205 176V178H203V179H206V180H202L203 181V193H204V195H203V193H200V195H202V196H200V197H198L197 198V200H201V199H203V198H205V199H207V195L209 194V193H211L210 192V189H211V186H209V184H211V185H213V181L217 178V177H215L214 175V177H215V179L214 178H212L213 176H211L210 178H209V176H210ZM38 172V171H37ZM50 172V173H49ZM176 172V173H175ZM185 174L184 176H183V173ZM188 172V173H187ZM190 172V173H189ZM191 172H192V174H191ZM212 172V171H211ZM215 172V171H214ZM223 172H225L224 170H223ZM32 173H34V172H32ZM49 173V174H48ZM56 173L57 174H59V173H61V174H59V176L58 177H64V178H57V175H56ZM122 173V174H121ZM188 175H190V176H188ZM10 174V175H11ZM29 174H30V171H29ZM38 174V173H37ZM50 174H52L51 176H50ZM75 174V175H74ZM127 174H125V175H127ZM213 174V172L211 173V175ZM223 174V173H222ZM60 175H63V176H60ZM116 175V176H115ZM180 175H182L183 177H181ZM224 175V174H223ZM222 175V176H223ZM5 176V175H4ZM12 176V175H11ZM33 176H36V173H35V175L33 174ZM54 176V177H53ZM114 176L116 177L115 178V180H117L116 181V183H117V185H116V183H114L113 181H111L113 178H114ZM130 176V175H129ZM185 176H187L186 178H184ZM194 176V175H193ZM9 177V179L11 178L10 176H7V178ZM56 177V178H55ZM126 177H128V176H126ZM181 177V178H180ZM228 177V176H227ZM1 178H3V176H1L0 177V180H1ZM5 179H7L6 177H4ZM34 178V177H33ZM31 179V178H29V179H31L32 180V182H33V180L35 181V179ZM176 178H179L180 180H178V179H176ZM212 178V179H211ZM222 178V177H221ZM220 178V179H221ZM120 179V180H121ZM185 179V180H184ZM211 181H210V180ZM218 179V178H217ZM11 180V179H10ZM9 180V182L10 183H12L11 181ZM15 180V179H14ZM27 180V179H26ZM26 180L25 179H23V181H25L26 182ZM31 180H28V182L29 181H31ZM183 180H184V182H183ZM192 179H190V181H191ZM213 180V181H212ZM222 180V179H221ZM2 181V180H1ZM13 181V180H12ZM21 182V179L20 180H18V182ZM110 181H111V184L112 183H114V184H112V188L111 189H113L112 191H108V190H106V189H108L107 188V184H109L110 183ZM179 181V182H178ZM189 181V180H188ZM210 181V182H209ZM3 182H5V183H3ZM6 182H7V184H10L9 182H8V180L6 181V180H4L3 179V181H2V183L3 184H6ZM25 182L24 183H22V185H25ZM28 182H26V184L28 183ZM177 182H178V184H177ZM181 182V183H180ZM198 182V181H197ZM205 182H207V183H205ZM215 183H216V181H214ZM15 183H17L16 181L14 182L13 181V185L15 184ZM40 183V182H39ZM175 183V184H174ZM190 183V182H189ZM214 183V184H215ZM0 184H1V182H0ZM18 184V183H17ZM17 184H15V188H19V187H23L22 189H17V191L18 190H20L19 192H20V194L17 192V194H19V195H17V197L18 196H21V194H23L25 191L23 190V189H25V187L27 188V186L25 185V187L24 186H19L20 185V183H19V185H18V187H17ZM30 184H28V185H30ZM110 184V185H111ZM174 184V185H173ZM207 184H208V186H207ZM177 185V186H176ZM178 185L180 186V187H178ZM204 185L206 186V188L208 189V191H207V189L204 187ZM8 186V185H7ZM11 186L12 185H10V187L9 188H11ZM182 186H183V188H182ZM215 186V185H214ZM213 186V187H214ZM3 187H6V185H3ZM29 188H31L30 186H28ZM108 187H109V185H108ZM175 188V190H173V188ZM6 188H8V187H6ZM6 188H4L3 190H5ZM15 188H14V190L12 191V189L9 191V189H7L8 190V192H9V197L8 198H10V192L12 191L13 193H14V191H15ZM0 189H2V187H1V185H0ZM110 189V190H111ZM181 189H183V190H181ZM213 189V188H212ZM212 189H211V191H212ZM21 190H23L24 192H21ZM28 190V189H27ZM31 191H32V189H30ZM29 190V191H30ZM176 190H177V192H179V190H180V192H179V194L181 193V196L178 194V197L176 196L177 194H176ZM186 190V191H185ZM171 191H174L175 192V194L173 195V193L174 192H171ZM184 191V194H182V192ZM206 191V192H205ZM5 192V194L7 193L6 192V190L5 191H3V193ZM187 192V193H186ZM208 192V193H207ZM3 193H1L0 192V194L2 195V197H4L5 195L3 194ZM12 193V194H13ZM26 193V192H25ZM29 193V192H28ZM30 193V194H31ZM171 193V194H170ZM207 193V195H205ZM13 195H16V194H13ZM170 195H172L171 197H170ZM7 196H8V194H7ZM174 196H176V197H174ZM182 197L181 199H180V197ZM190 196V195H189ZM22 197V196H21ZM57 198V200L56 201H59V204L62 206L63 204H65V206H62V208H61V206L59 207V205H57V206H55V204L57 203L58 204V202H55L54 200ZM203 197V198H202ZM210 197V196H209ZM6 198V197H5ZM59 198H61V199H59ZM177 198V199H176ZM201 198V199H200ZM2 199V198H1ZM18 199H21L20 197H18ZM190 199H191V197H190ZM205 199H204V201H205ZM9 199H7V201H8ZM61 200V201H60ZM179 200L180 201H182V202H179ZM192 200V199H191ZM209 200V199H208ZM1 201L2 200H0V203H1ZM4 201V200H3ZM202 201V203L204 202L203 200H201ZM200 201V202H201ZM5 202H6V200H5ZM4 202V203H5ZM62 202V203H61ZM164 202H165V205H167L168 204V206H165L166 207V209H165V207L163 208V207H160V210L159 211H161L160 213H159V211H158V215L157 214H153L152 215V213L150 212V218L147 216L149 213H147V210L148 209H146L147 208V206H148V208L150 207V205H152L151 206V208L149 209V210H153V208L155 207L156 208V206L157 205H159V206H161L162 204H164ZM177 202V203H176ZM194 202V201H193ZM200 202H198L197 201V203H199L200 205L202 204V203H200ZM4 203H2V205H0V206H2L3 207V204ZM7 203V202H6ZM14 203V202H13ZM16 203V204H15ZM14 203V205L16 206L17 205V203L18 202H15ZM23 203V202H22ZM54 203V204H53ZM167 203V204H166ZM179 203H181V204H179ZM191 203V202H190ZM196 202H195V204H197ZM20 203H18V205H19ZM24 204V203H23ZM52 204H53V207H52ZM155 206H154V205ZM161 204V205H160ZM199 204H198V206H199ZM17 205V206H18ZM172 205V204H171ZM192 205V204H191ZM6 206V205H5ZM20 206V205H19ZM159 206H158V208H159ZM177 206V207H176ZM186 206V205H185ZM202 206V205H201ZM1 207V208H2ZM35 207V208H34ZM50 207H52L53 209H51ZM55 207H57L56 209L57 210H55L54 208ZM68 207V208H67ZM146 207V208H145ZM174 207V208H173ZM188 207V206H187ZM191 207V206H190ZM189 207V208H190ZM0 208V209H1ZM4 208V207H3ZM51 210H50V209ZM58 208H59V210H58ZM65 208L67 209V212H64V211H66L65 210ZM155 208H154V210H155ZM161 208L164 210H161ZM168 208V209H167ZM203 208H204V204H203ZM26 209H24L25 211H26ZM41 209V208H40ZM60 209L62 210V211H60ZM186 209V208H185ZM53 210V211H52ZM69 210V211H68ZM149 210H148V212H149ZM168 210V211H167ZM60 211V212H59ZM167 211V212H166ZM175 211V210H174ZM180 210H178V212H179ZM185 211V210H184ZM204 211H206V210H204ZM36 212V213H35ZM63 212V213H62ZM154 212H156V210L154 211ZM165 212V213H164ZM177 212V211H176ZM178 212H177V216L180 214V212H179V214H178ZM203 212V211H202ZM5 214V211L3 210V212H2V210H1V213H0V216H4V214ZM157 213V212H156ZM171 213V214H172ZM183 213V212H182ZM182 213H181V215H182ZM185 213V212H184ZM2 214V215H1ZM160 214V215H159ZM162 214V215H161ZM158 216H164V218L162 219V218H159ZM180 216V215H179ZM178 216V217H179ZM185 216V215H184ZM169 218V217H171L172 218V220L169 218L167 221H169V220H171V222H168V223H172V225H170V224H168L166 221H163V220H166L165 218ZM136 218V219H135ZM145 218V219H146ZM184 218V217H183ZM183 218L181 217V221H183ZM185 218H186V216H185ZM188 218V217H187ZM186 218V219H187ZM124 219V220H123ZM140 219V220H139ZM155 219V220H156ZM162 219V220H161ZM179 219H180V217H179ZM121 220H122V222H121ZM125 220H126V222H125ZM136 222H135V221ZM139 220V221H138ZM152 220H151V224H152ZM185 220V219H184ZM134 221V222H133ZM146 221H148V220H146ZM161 221L162 222H164L163 224H165L163 227H164V229L167 231V233H165V230L163 229V227L161 228V226L163 225V224H161ZM121 222V223H120ZM132 222V224H130L129 225V223H131ZM166 222V223H165ZM186 222V221H185ZM124 223H128V226H127V228H126V224H124ZM138 223V224H137ZM149 223V222H148ZM158 223L160 224V226L158 225ZM2 224H3V227H4V222H2ZM122 224V225H121ZM136 224V225H135ZM167 224V225H166ZM183 224H184V222H183ZM9 225V224H8ZM17 226V228H16V226ZM121 225V226H120ZM153 225H154V223H153ZM186 225V224H185ZM125 226V227H124ZM137 226V227H136ZM148 226H150V225H148L147 224V227ZM152 226V225H151ZM165 226H167V228L170 226V228H172L171 229V231H169V228L167 229ZM172 226V227H171ZM145 227H141V233L143 232L142 231V229L144 230V228ZM158 227H160V228H158ZM181 227V228H180ZM16 228V229H15ZM121 228H123L124 230H122ZM130 228V229H129ZM178 228V229H177ZM192 228V227H191ZM191 228H190V231H192L191 230ZM1 229H2V227H1ZM128 229V230H127ZM174 229V230H173ZM175 229H176V231H175ZM127 230V231H126ZM145 230H146V228H145ZM159 230H162V232H164L163 234H162V232H160ZM164 230V231H163ZM179 231V233H180V235H178V231ZM0 231H2V230H0ZM124 231V232H123ZM139 231V230H138ZM147 231V233L149 232L148 230H146ZM158 231V232H157ZM122 232H123V234L125 233V236L122 234ZM145 232V231H144ZM143 232V233H144ZM4 233V232H3ZM126 233H128V235L126 234ZM146 233V232H145ZM169 233V234H168ZM171 233V234H170ZM185 233V232H184ZM194 233V232H193ZM120 234H122L121 235V237L120 236H118V235H120ZM159 234H161V235H159ZM165 234V235H164ZM172 234H173V236H172ZM2 235V236H1ZM145 235V234H144ZM162 235H163V237H162ZM124 236V237H123ZM126 236H129V237H127L126 238ZM135 236V235H134ZM187 236H188V234H187ZM187 236H186V239H187ZM120 237V238H119ZM139 237V236H138ZM150 237H152V238H150ZM119 238V239H118ZM121 238H124V239H122L121 240ZM161 239V240H163L164 242H162L161 240H159V242L157 241L158 239ZM163 238V239H162ZM173 238V239H172ZM178 238H176L177 240H178ZM191 238V237H190ZM129 239L127 240V241H129ZM134 239V237L132 238V240ZM138 239V238H137ZM153 239V240H152ZM119 240H121V242H119ZM132 240H130L128 243L126 242V244H127V246L128 245H130V242L132 241ZM135 240V239H134ZM133 240V241H134ZM144 240V241H143ZM180 240V239H179ZM181 240H183V241H185V238H182ZM123 241V242H122ZM147 241V242H148ZM173 241H172V243H173ZM135 243H132L130 246H133V247H135L134 245L136 244L137 245V243H138V241H137V243H136V240L134 241ZM146 242V241H145ZM144 242V243H145ZM149 242V243H150ZM162 244H161V243ZM170 242V241H169ZM139 243H140V241H139ZM149 243H147V244H149ZM154 243V244H153ZM158 243H160V244H158ZM175 243V242H174ZM118 244V245H117ZM126 244L124 243V246H126ZM134 244V245H133ZM142 244V243H141ZM141 244H139V247L141 246ZM256 244V243H255ZM116 245L117 246H119V247H116ZM157 245V246H156ZM162 246V248H161V246ZM168 245H169V243H168ZM170 245H172L171 243H170ZM177 245V244H176ZM248 245V244H247ZM258 245V244H257ZM257 245H255V246H257ZM127 246H126V250H127ZM129 246V247H130ZM145 246H147L146 244H145ZM173 246V245H172ZM239 246V245H238ZM252 246V245H251ZM138 247V246H137ZM137 247H135L136 249H137ZM139 247H138V249H139ZM175 247V246H174ZM254 247V246H253ZM258 247V246H257ZM256 247V248H257ZM149 248L151 249V247H150V244H149ZM162 250H161V249ZM176 248H177V246H176ZM238 248V247H237ZM251 248V247H250ZM129 249V248H128ZM131 249V248H130ZM135 249V251H137ZM149 249V250H150ZM153 249V248H152ZM151 249V250H152ZM156 249V248H155ZM160 249V250H159ZM125 250V251H126ZM132 250V249H131ZM147 250V248L145 249V251L143 250L142 251V249H141V252H144V253H141V255L142 254H144V258L145 257H147L146 256V253L149 251H146ZM174 250V249H173ZM259 250H261V249H259ZM259 250H256L255 249V251L253 250V252H255V257H257V255H259ZM129 250H127L126 251V254H127V257L125 258V260L128 258L129 260V262H127V263H130L131 262V260H133V256L134 255H130L129 254V252H128ZM133 251H134V249H133ZM133 252L134 254H136V252ZM153 251V250H152ZM155 251V250H154ZM157 251H155V254L157 255ZM162 251H164V252H162ZM168 251V250H167ZM175 251V250H174ZM177 251L178 252H180L178 249H177ZM239 251V250H238ZM146 252V253H145ZM236 252V251H235ZM247 253H246V255L248 254L249 255V253H248V251H246ZM118 253H119V255H118ZM121 253H124V248H123V252H121ZM132 253V254H133ZM160 253V254H161ZM168 253V252H167ZM171 253V252H170ZM169 253V254H170ZM174 253V252H173ZM252 253V252H251ZM261 253H264V251H261L260 252V255H261V258H260V256H258L259 257V260L261 261H257V258H256V262H258L257 264H264V261H262V260H264V254H261ZM125 254V253H124ZM125 254V255H126ZM138 254V253H137ZM148 254V253H147ZM155 254H153L154 256H151V258H153V257H155L156 255ZM160 255L161 257H159L160 258V260L159 259H157L159 262H161L162 264H163V260H161V258L163 257V255ZM176 254V253H175ZM179 254V253H178ZM239 254V253H238ZM243 254H244V252H243ZM253 254V253H252ZM251 254V256L252 257H254L253 255ZM166 256H167V254H165ZM174 255V254H173ZM172 255V256H173ZM243 256V258H245V260L244 261H246V259H247V262H250L251 261V259H252V257H250V258H248L247 256ZM130 256H132V257H130ZM141 256V257H142ZM159 256V255H158ZM157 256V257H158ZM166 256H164V257H166ZM172 256H170V257H172ZM242 256L240 257L241 259H242ZM122 257H123V259H122ZM138 257H139V255H138ZM157 257H155V259L157 258ZM226 257V256H225ZM135 258H137V255H136V257ZM140 258V257H139ZM139 258H137V260L139 261ZM149 258V257H148ZM177 258V257H176ZM191 258V257H190ZM239 258V257H238ZM121 259V260H120ZM131 259V260H130ZM141 259V258H140ZM154 259V258H153ZM153 259H151V260H149L150 262L149 263H147V264H156L157 262H155ZM170 260H171V258H169ZM178 259H180V258H178ZM177 259V260H178ZM117 260H119L118 262H117ZM135 260V259H134ZM137 260H135V261H137ZM143 260V259H142ZM168 260V259H167ZM240 260V259H239ZM127 261V260H126ZM125 261V262H126ZM153 261V262H152ZM176 261V260H175ZM180 261V260H179ZM204 261V260H203ZM223 261V260H222ZM221 261V262H222ZM233 261V260H232ZM242 260H240V264L242 263L241 262ZM124 262V260H123V264H126ZM134 262V261H133ZM181 262H182V260H181ZM188 262V261H187ZM238 262V261H237ZM246 262V263H247ZM254 262V261H253ZM132 263V262H131ZM135 263V262H134ZM139 263H141V260L139 261ZM160 263V264H161ZM166 263V262H165ZM164 263V264H165ZM171 264L170 262H167L166 264ZM178 263H180V262H178ZM190 263V262H189ZM204 263V262H203ZM233 263V262H232ZM239 263V262H238ZM245 263V264H246ZM136 264H138V262L136 263ZM142 264V263H141ZM143 264H146L145 262L143 263ZM157 264H159V263H157ZM175 264V263H174ZM184 264V263H183ZM222 264H224L223 262H222ZM226 264V263H225ZM248 264V263H247ZM253 264V263H252ZM254 264H256V263H254Z\"/></svg>","mask_w":264,"mask_h":264},{"label":"rangeland","instance_id":"374dc122","mask_svg":"<svg viewBox=\"0 0 264 264\" xmlns=\"http://www.w3.org/2000/svg\"><path fill=\"white\" fill-rule=\"evenodd\" d=\"M27 1L28 0H0V84H4V82H6V80H5V76H6V73L7 74H9V71L11 70L12 72L13 71H15V69H16V71H17V69L19 68V67H17V65L18 66H20V63L21 64H23V63H26V59L24 60L23 59V56L25 55L24 53H26V55H25V57L27 56V55H30V47L29 46H32V48L33 47H35L34 49H36V48H38V53H40V51L42 50V46L43 45H39V42H40V44H42L41 43V38L40 37H44V35L43 34H45V31L43 30L44 29V27H43V25L42 24H44V23H46L45 21H44V19L46 20H48V18L47 17H49L50 18V15H48L49 13L51 14V10L52 9H54L55 7H56V5H53L52 4V2H53V0L51 1V0H38V4L36 5V6H34V7H28L27 6ZM46 1L49 3H46ZM99 1H102V0H99ZM107 1H109L108 3H110L109 5H108V7L109 6H111V8H113V10H111V11H113V13L110 11V13L108 12H106V15L107 16H105V13H102L104 16H102V15H92V16H96V17H108V15L109 14H112L113 16H111L112 17V20L114 19V17H116V16H114L115 15V13H116V7H114L115 5H113V3L115 2V4H116V1H114L113 2V0H112V2H111V0H107ZM107 1H105L106 3H107ZM119 1H121V0H119ZM118 1V2H119ZM125 1H128V0H122V2L125 4L126 2ZM134 1V0H133ZM136 2H138L137 0H135ZM134 1V2H135ZM146 1V0H145ZM147 1H149V0H147ZM152 1V0H151ZM188 1H190V0H153L151 3H146V4H149V5H144V1H142L143 2V4L139 1V3H137L138 4V8H137V10L135 11V9H134V11H133V8H131L130 6H132L133 7V3L132 4H130V6H128L129 8H131V9H129L128 11H130L131 10V12L129 13L128 11V14L126 13H122V12H126V7H125V5H124V10L123 11H121L122 9V7L120 8L119 6H117L118 7V12L116 13V15H120V13L121 14H123V15H121L122 17H119V18H117V21H119V23H121L122 24V22H124V23H129V24H126V25H128V29H130L131 31L133 30V29H131L132 27H131V25L132 26H134L135 27V25H136V27H138V24H139V27H138V29H139V33L138 32H135V33H133V34H137V37L139 38L140 37V35H141V37L142 36H144V38H145V35H149L148 36V39L150 38V37H153L152 39H157V41L159 42H161V40H164L165 41V39H164V33L165 32H167L166 30H168V28H169V23H170V21L171 22H173L172 23V26H173V24L176 26L175 28H179V30H178V28H177V31H180L181 33L180 34H182L183 32L184 33H187L188 34V37L187 38H189V39H193V38H191L193 35H192V32H193V29L195 28V30H194V34H195V36H193L194 37V39L192 40L193 42L195 41V38L196 37H202L203 38V34L205 33H203V34H201V30L199 31V29L198 28H202V27H199L198 25L200 24H198V22H199V19H198V16L196 15L197 13H195V10H193V5L191 6L189 3L190 2H188ZM258 1H261L262 2V0H258ZM45 2V3H44ZM51 2V3H50ZM94 2V1H93ZM92 2V3H93ZM96 2V1H95ZM98 2V1H97ZM104 2V5H106V3ZM118 2H117V4L116 5H118ZM129 2H131V0L129 1ZM128 2V3H129ZM191 2H192V0H191ZM195 2H197L196 0H195ZM213 2H216V1H213ZM257 3V1H251V3H253L254 4V9L256 8V3ZM258 2V3H260V5L259 4H257V8L254 10H252V9H250V10H252L251 12L253 13V12H255L256 14L258 13V10H259V7H261V4L262 3H264V2ZM101 3V2H100ZM128 3H126V4H128ZM217 3H219V2H217ZM13 4V5H12ZM95 4V3H94ZM102 4H103V2H102ZM122 3H120L119 5H121ZM137 4H135V6L137 5ZM142 4V5H141ZM192 4H194V6L195 5H197L198 3H194V1L192 2ZM23 5V6H22ZM98 5H100V4H98ZM98 5H93L92 7H94L95 6V8H93L96 12H102V9L101 8H99L98 7ZM106 5V6H107ZM123 5V4H122ZM212 5L213 4H211V5H209V8H208V10H205V11H209V13H210V11L212 12V15H220V11L221 10H224L223 9V7L222 6H220V5H216V8H213L212 7ZM262 5H264V4H262ZM13 6V7H12ZM106 6H103L102 8L104 9V7H106ZM134 6V7H135ZM210 6L212 7L211 9H210ZM221 7V9H219L220 7ZM97 7H98V11H97ZM127 7V8H128ZM196 7L197 6H195L194 8L196 9ZM217 7H219V8H217ZM3 8V9H2ZM45 8V9H44ZM116 8V9H115ZM262 8H264V7H261L260 9L262 10H260L262 13H260V11H259V15L258 16H261V14H264V9H262ZM24 9V10H23ZM109 9V8H108ZM217 9V10H216ZM225 9H228V8H225ZM12 10L14 11V12H12ZM100 10V11H99ZM105 10L106 9H104V11L103 12H105ZM110 10V9H109ZM116 10V11H115ZM198 10V9H197ZM202 10V14H200L199 13V16L200 17H202V15L203 16H207V13L205 12V11H203V9H201ZM218 10H220V11H218ZM238 10H244L242 7H238ZM30 11V12H29ZM107 11V10H106ZM114 11H115V13H114ZM133 11V12H132ZM95 12V13H96ZM120 12V13H119ZM224 12V11H223ZM229 12V11H228ZM227 12V13H228ZM251 12L248 10V12L247 13H249V14H251ZM94 13V14H95ZM203 13H205V14H203ZM208 13V14H209ZM222 13V12H221ZM227 13H226V15H227ZM38 14L40 15V16H38ZM96 14H98V13H96ZM100 14V13H99ZM211 14V13H210ZM254 14V13H253ZM256 14H254V15H256ZM24 15V16H23ZM170 15H171V17H172V19L170 18ZM222 15V14H221ZM220 15V17H222V16H224V18H225V13L221 16ZM13 16V17H12ZM210 16V15H209ZM20 17V18H19ZM77 18L76 19H79L78 18V16H76ZM82 17H84V16H82ZM89 17H91V16H89ZM95 17V18H96ZM111 17L109 18L108 17V19L106 20L105 18H103V19H105L106 21H102L101 20V22H99L100 21V19L99 20H97L99 23H101L100 24V28H99V31H94L95 33L97 32L98 34H96L97 35V38H99L98 36H102V35H100V34H102L103 32H105L106 30H105V28H104V26H105V23L106 24H108V22L110 21V19H111ZM212 17V16H211ZM219 17V16H218ZM94 18V19H95ZM101 18V19H102ZM203 18V17H202ZM202 18L200 19L201 21H203V22H201V25H207V22H208V19H207V22H205L204 21V19L206 18H203V20H202ZM217 18V17H216ZM215 16H214V24H216V23H218L219 22V20H221V18L218 20V22H215ZM260 18V17H259ZM262 18H264V15H262ZM262 18H260V19H262ZM20 19V20H19ZM29 19H30V21H29ZM51 19H52V17H51ZM85 19V18H84ZM89 19H91L90 21H89ZM88 19V23H89V25L91 24L92 25V30H94L93 29V26L95 27V23H94V25H93V17L92 18H89ZM97 19V18H96ZM210 20H211V18H209ZM218 19V18H217ZM12 20V21H11ZM16 20H18V21H16ZM46 20V21H47ZM82 20H83V18H82ZM224 20V19H223ZM222 20V21H223ZM24 21V22H23ZM37 21V22H36ZM44 21V23H42ZM49 21V20H48ZM52 21H53V19H52ZM77 21V20H76ZM87 21V20H86ZM115 21V20H114ZM117 21H116V25L118 24V25H120L119 23H117ZM262 21V20H261ZM17 22V23H16ZM27 22V23H26ZM90 22H92V23H90ZM95 22V21H94ZM112 22V24H113V26L115 25V22H113V21H111ZM211 22H213L212 20H211ZM2 23V24H1ZM10 23H12V24H10ZM50 23H52V22H50ZM110 23V22H109ZM22 24H23V26H22ZM156 24H160L159 26L158 25H156ZM171 24V23H170ZM209 24V23H208ZM213 24V25H214ZM35 25V26H34ZM39 25V26H38ZM90 25V26H91ZM97 25H98V23H97ZM111 25V24H110ZM124 25V24H123ZM142 25V26H141ZM163 25H164V27L165 26H167V25H169V26H167L164 30L162 29L163 28ZM210 25V24H209ZM209 25H207L208 27H209ZM212 25V24H211ZM2 26V27H1ZM34 26V27H33ZM38 26V27H37ZM122 26V25H121ZM121 26H119V29H120V27ZM144 26H149V27H145L147 30H151L152 29V26H153V29L154 28H156L157 26H158V28H157V30H155V31H157L158 32V30L160 29V34H159V36H160V38L158 39V36H157V34H156V36H153L154 34V32L152 33V36L149 34V32H147V30H145V31H143V28H144ZM156 26V27H155ZM161 26V27H160ZM215 26V25H214ZM213 26V27H214ZM110 26L108 25V28H109ZM126 27V26H125ZM124 27V29H126L127 30V27L125 28ZM129 27H131V28H129ZM150 27H151V29H150ZM196 27H198V28H196ZM107 28V25H106V29H108ZM111 28V27H110ZM116 28H118V27H116ZM174 28V27H173ZM174 28V29H175ZM204 29L206 28L207 29V27H203ZM202 28V30H204ZM2 29V30H1ZM52 29V28H51ZM122 30H120L121 32H124L125 30H123V28H121ZM134 29V30H135ZM161 29L163 30V31H161ZM170 30H172V27L171 28H169ZM6 30V31H5ZM35 30H38V32L40 33L39 35H40V39L39 38H37V36H39L38 35V32L36 33L35 32ZM103 30H105V31H103ZM118 30V29H117ZM133 30V31H134ZM143 32L142 34H140L141 33V31ZM170 30H168V32L170 31ZM176 30V29H175ZM211 30V29H210ZM208 31V29H207V31H208V34H209V32H211V31ZM31 31V32H30ZM32 31H33V33H32ZM83 31V30H82ZM81 31V32H82ZM108 31H110V29H108ZM112 31V32H111ZM110 32H111V35H112V33L114 32L113 30H111ZM116 31V30H115ZM128 31V30H127ZM152 31V30H151ZM175 32L174 31V33H178L179 34V32ZM206 31V32H207ZM4 32H6L5 34H4ZM80 32V30H78V32L76 31V33H75V35L76 34H78V35H74L75 37H76V42L79 40H77V36H79V38H81L80 36H83L84 38H85V35H87V36H89L86 32H88V30H86V34L85 33H82V34H80L81 33ZM94 32H93V34H94ZM107 32V31H106ZM105 32V33H106ZM118 32V31H117ZM126 32V31H125ZM162 32V33H161ZM167 32V33H168ZM41 33H43L42 35H41ZM89 33V32H88ZM115 33V32H114ZM119 33V32H118ZM145 33H147V34H145ZM151 33V32H150ZM156 33V32H155ZM169 33H171V32H169ZM168 33V34H169ZM212 33V32H211ZM9 34V35H8ZM32 34V35H31ZM83 34H85V35H83ZM91 34H92V31H91ZM91 34H90V39L89 40H91V41H89V42H91V44H92V39L91 38H94L93 36H91ZM104 34V33H103ZM107 34V33H106ZM119 34H121V33H119ZM125 34V33H124ZM133 34H128L130 37V39H127V40H129L128 42V46L129 47H127V45L126 44H124V42H120V40H122V39H117L116 40V38L117 37H115V36H118L117 34L115 35V34H113V35H115L114 37H115V41L113 40V41H110V42H112L111 44H109L108 43V45L107 46H105V45H102V48L104 49V48H106L105 50H103L102 48H100V46L98 47V45H97V48H98V50H97V52H99V50L100 51H102L103 53H102V55H104V57H107L108 58V56L110 57L109 58V60H111V62H114V63H116L114 60H117V58H114V57H117L118 56V53L120 54L119 56L121 57L122 56V53L123 52H121L120 50L122 49V48H125L124 50H126L127 48H129L128 50H130V51H133L132 53H134V52H136V53H134V55H135V57H137V59L139 58V61L141 60L140 58L142 57V58H144L145 57V61H140V63L141 64H139V65H143L144 63L146 64V62H148V64H146V65H148V68L147 69H149L150 67H149V65L150 64H152L151 66H153V64L155 65H158L157 63H155V62H157V55L155 54L154 56H153V53L152 54H150L151 52H150V50H152L153 51V47H152V45H151V47L152 48H150V46L148 45V44H146V43H149L150 41H152V42H154V40H151V38H150V41H146L145 39H147V38H140V40H138L135 36V38L138 40H136V39H134V40H132L131 39V37L133 36ZM166 34V33H165ZM178 34H177V37H178ZM179 34V35H180ZM207 34V33H206ZM213 34V33H212ZM212 34H210V36H213ZM6 35V36H5ZM18 35V36H17ZM25 35V36H24ZM37 35V36H36ZM108 35H109V32H108V34L106 35V36H104L103 35V38L101 37V39L99 38V40H98V42L99 43H104L103 41L105 40V39H107L108 38ZM127 35V36H128ZM167 35V34H166ZM172 35L174 36H176V34H173L172 33ZM182 35H184V34H182ZM186 35V34H185ZM223 35H225V34H223ZM4 36V37H3ZM35 38H34V37ZM86 36V37H87ZM110 36V35H109ZM121 36V35H120ZM123 36V35H122ZM121 36V38H125L126 39V37L125 36H123L122 37ZM163 36V37H162ZM209 36V37H210ZM105 37H107V38H105ZM119 37V36H118ZM155 37V38H154ZM167 37V39H168V36H166ZM172 37V36H171ZM184 36H182V39H184V41H187V43H188V39L187 40H185V38H183ZM205 37H207V36H205ZM209 37L207 38L208 40H210V42L212 43H217L218 44V42H220L219 44L220 45H222L223 46V44H224V42L225 41H223V43H222V40L220 41H218L217 42V40H213V39H211V37H210V39H209ZM9 38H11V39H9ZM25 38H27V39H25ZM38 39V40H35V39ZM61 38H63V37H61ZM96 38V37H95ZM94 38V39H95ZM105 38V39H104ZM112 38V37H111ZM123 38V39H124ZM128 38V37H127ZM170 38V37H169ZM180 38H181V36H180ZM200 38H197L198 40H200ZM202 38H201V41H202ZM2 39V40H1ZM34 39V40H33ZM102 39H104V40H102ZM108 39H110V37L108 38ZM105 40V41H109V40ZM113 39V38H112ZM144 39L145 41V43H144V45H142L143 44V42H142V40ZM161 39V40H160ZM171 39V38H170ZM170 39H168V41H170ZM173 39V38H172ZM181 39V40H182ZM10 40V41H9ZM23 40V41H22ZM64 40H65V38H64ZM81 40H83V38H81L80 39V45H82L81 44ZM102 40V41H101ZM111 40V39H110ZM119 40V41H118ZM131 40V41H130ZM137 41V43L139 42V41H141V43H138L136 46H139L140 44L142 45L141 47L142 48H144V47H149L148 49H149V51L148 50H146L145 48V51L146 52H149V55H148V53H144L146 56H150L149 58L151 59L152 57H153V59H155L154 60V62H150V59H147V61H146V56H142V54L141 53H139L138 51L140 50V52H145V51H143V49L139 46L138 48L139 49H136V51H134L133 49L131 50V46L130 45H132L130 42H134V41ZM179 40V39H178ZM177 40V41H178ZM197 40V42H199ZM207 40V41H208ZM2 41V42H1ZM9 41V42H8ZM35 41H37L36 43H34ZM67 41V40H66ZM95 41V40H94ZM97 41V40H96ZM156 40H155V42H156V48L158 47V50L156 51V48L154 49L155 51H154V53H156L157 52V54L158 53H161V51L159 50V49H161L160 47V45L159 44H161L160 42H159V46L157 45V42ZM183 41V40H182ZM183 41V42H184ZM203 41H205L206 42V39L204 40V38H203ZM202 41V42H203ZM88 42V39H86L85 40V44ZM89 42H88V44H89ZM127 42V41H126ZM181 41H179L178 43H180ZM182 42V43H183ZM189 42H190V40H189ZM201 42V45L203 44ZM27 43H28V45H27ZM68 43H70V42H68ZM79 42H77L76 44H78ZM83 43V42H82ZM93 43H96V42H93ZM113 43H115V45L117 46V47H115V45L113 44ZM118 43V44H117ZM123 44V46H118L119 44ZM136 43V42H135ZM134 43V44H135ZM151 43V42H150ZM149 43V44H150ZM164 43V42H163ZM178 43H176V44H178ZM187 43H185L184 42V44H186V46H187ZM191 43V42H190ZM213 43H212V45H213ZM214 43V47H215V44ZM5 44V45H4ZM73 44H75V43H72V44H65V41H64V43H63V46L64 45H68V46H70V45H73ZM87 44V45H88ZM89 45V46H91V47H94V46H92V45ZM97 44V43H96ZM105 44V43H104ZM107 44V43H106ZM120 44V45H121ZM155 44V43H154ZM171 44V43H170ZM170 44H168V46L170 45ZM34 45V46H33ZM37 45V46H36ZM79 45V44H78ZM79 45V47H81ZM95 45V44H94ZM124 45H126V46H124ZM164 45H167L166 43H164ZM164 45H162V47L164 46ZM181 45V44H180ZM190 45H193L192 43L190 44ZM196 45V44H195ZM204 45H206V44H204ZM220 45H217L216 46V49L218 48V50H221V49H219L220 47H218V46H220ZM26 46H27V50H26ZM63 46H62V49H63ZM88 46V48H86V45H83V47H81V48H78V46L77 45H73V47H71L72 48V50H71V48L69 49L67 46H65V47H67L64 51L62 50V52H61V54H62V57H61V62L59 61V63H61V66H62V69H61V71H58L57 70V68L55 69V71H58L59 72V77H61L60 76V72H61V75L63 76V78H62V80L63 81H65V84H66V82H69V85H68V83H67V85L65 86V84H64V87L63 86H61V89H62V87L63 88H65L66 87V89H65V91L67 90V87L68 86H70L71 84H73V87H70V88H73L72 90H75V91H77V87H75V83L74 82H78L77 84L78 85H82L83 84V86L84 85H86L87 84V82H88V84H89V81H88V78L90 79V77H91V74L93 75H95V73H92V72H90V74H88L89 73V71H92L91 70V68H93V71L94 72H96L95 70H97L98 71V74L99 73H101L102 74V76H103V78H105V76H108L107 74H106V71H109L110 69H112V67L109 69V70H107L106 69V71L104 70L103 71V69L101 68V66H103V65H98V66H100V68L98 67L97 68V65L94 67H90V59H91V54H88V55H90L89 56V60L87 59V54H85V53H81L80 54V52L81 51H83V52H90L91 50L89 49L90 47ZM111 46V47H110ZM135 46V47H136ZM144 46V47H143ZM168 46H166V48H165V46H164V48H165V50L167 49V47ZM172 46V45H171ZM40 47H42V48H40ZM64 47V48H65ZM109 47V48H108ZM120 47H122V48H120ZM181 47H184V46H182L181 45ZM198 47H199V45H198ZM197 47V48H198ZM73 48H77V49H81L80 51H78L77 49L75 50V51H73ZM112 48V49H111ZM115 48V49H114ZM133 48V47H132ZM137 48V47H136ZM191 48V47H190ZM200 48H203V46L202 47H200ZM89 49V50H88ZM102 49V50H101ZM118 49H120V50H118ZM135 49V48H134ZM199 49V48H198ZM68 50H69V52L70 51H72L70 54H69V52H68ZM88 50V51H87ZM117 50V51H116ZM123 50V49H122ZM163 50V49H162ZM164 50V51H165ZM25 51H27V52H25ZM77 51V54H79L78 55V57L76 56V52ZM105 51V52H104ZM108 53H107V52ZM113 51H116V52H113ZM130 51H128V54L130 55L131 54V52ZM160 51V52H159ZM63 52H65V54L63 53ZM91 52H94V50L93 51H91ZM126 52V51H125ZM124 52V54H126ZM130 52V53H129ZM197 52H201V51H198L197 49H196V53L195 54H199V53H197ZM18 53H20V54H18ZM95 53H96V51H95ZM95 53L94 54H92L93 56H95L96 57V55H95ZM22 54H24V55H22ZM41 54V53H40ZM71 54H75L74 56L73 55H71ZM82 54H85L86 55V59L84 58L85 56L84 55H82ZM98 54H100L101 55V52L100 53H98ZM97 54V55H98ZM112 54L114 55H116L117 54V56H115L114 55V57H112ZM123 54V55H124ZM139 54V55H138ZM140 54H141V56H140ZM143 54V55H144ZM162 54H165V53H162ZM162 54H160V56L162 55ZM17 55H19V57H16ZM44 55H47V54H44ZM99 55V57H100V59H102V57L103 56H100ZM128 55V56H129ZM133 55V54H132ZM131 55V56H132ZM134 55H133V57H134ZM159 55V54H158ZM22 56V57H21ZM65 56V57H64ZM68 56V57H67ZM118 56V57H119ZM125 56V55H124ZM126 56H127V54H126ZM157 56V57H156ZM164 56V55H163ZM195 56V55H194ZM198 56H202V54L200 55H198ZM198 56H196V57H198ZM20 57H21V61L22 60H24L23 61V63L20 61ZM123 57V56H122ZM121 57V58H122ZM133 57H130V58H132L133 59ZM134 57V58H135ZM196 57H193L194 59H196V60H194V62L196 61L197 62V58ZM12 58V59H11ZM148 58V57H147ZM160 58V57H159ZM63 59V60H62ZM78 59H79V61H78ZM84 60V62L83 63H81V64H83V65H81L80 64V62H82L83 60ZM96 59H98V58H96ZM103 59H105V58H103ZM113 59V60H112ZM126 59H128L127 57H126ZM131 59V63H129L130 65H133V63H134V59L132 60ZM136 59V58H135ZM135 60V62H137L138 60ZM11 60V61H10ZM20 61L19 62V64H18V61ZM65 60V61H64ZM69 60H70V62L71 61H78L79 62V64L81 65V67H80V69H78L77 71H74L73 72V68L71 67V64H68L69 63ZM92 60V59H91ZM95 60V59H94ZM93 60V61H94ZM106 60L107 59H105V65H106ZM15 61V62H14ZM54 61H55V64H58V63H56V60L54 59ZM103 61V60H102ZM101 61V62H102ZM118 61V60H117ZM122 61H124L123 59H122ZM121 61V62H122ZM126 61V64H125V62H124V64L125 65H128L127 64V60H125ZM128 61L130 62V59H128ZM139 61H138V63H139ZM205 61H206V59H203V61H201L202 63L204 62L205 63ZM13 62V63H12ZM96 62V61H95ZM120 61H118V63H119V65H122V64H120L121 63ZM133 62V63H132ZM193 62V63H194ZM209 62V61H208ZM16 63H17V65H16ZM85 63H87V64H85ZM91 63H92V61H91ZM99 63H100V61H99ZM104 63V62H103ZM114 63H111V64H114ZM143 63V64H142ZM150 63V64H149ZM207 63V62H206ZM205 63V64H206ZM16 65V66H14V68H13V66H12V68H10L11 67V65ZM54 64V66H56ZM94 65L96 64V63H93ZM100 64H102V63H100ZM135 64V63H134ZM144 64V66H143V68L146 66ZM210 64V63H209ZM264 65V60H262L261 61V63H260V65ZM68 65H70V66H68ZM104 65V66H105ZM118 66V64H114V66ZM125 65H123L125 68L124 69H126V68H128V67H130V66H128V67H126ZM136 65L138 66V67H141V66H139L137 63H136ZM54 66L51 68V70L50 71H54L53 69H54ZM65 66V67H64ZM116 66V67H117ZM123 66H120V72H119V69L117 68V70L116 69H114V67H113V70H116L117 72H119L120 74H121V69H123V68H121V67H123ZM136 66V67H137ZM208 67H209V65H207ZM16 67V68H15ZM105 67H107V65L105 66ZM108 67H110V66H108ZM115 67V68H116ZM137 67V68H138ZM147 67V66H146ZM154 67V66H153ZM159 67V66H158ZM157 67V68H158ZM262 67H264V66H262ZM262 67H260V68H262ZM89 68H90V70H89ZM130 68H132V66L130 67ZM130 68H128L127 70H129V71H132V69L130 70ZM135 68V67H134ZM137 68L136 69H134L135 70V74H136V72H138V73H140V71L141 70H143V68L141 69V70H137ZM161 68H163L162 67V65H161ZM86 69V70H85ZM123 69V70H124ZM140 69V68H139ZM144 69H146V68H144ZM147 69L145 70V71H147ZM5 70V71H4ZM8 70V71H7ZM64 71V73H67V76H69V77H72L73 78V81L74 82H72V81H69V77H68V79L66 78V80L64 79L65 77H67L66 76V74H64L63 73V71ZM122 70V71H123ZM127 70H125L122 74V77L124 76V79L126 80H123L120 76V78H121V81H124V82H128V81H130V77L128 76V75H130V74H128V72H127ZM149 70H152V69H149ZM148 70V71H149ZM154 70V69H153ZM161 70V69H160ZM159 69H158V71H160ZM262 70H264V69H262ZM15 71V72H16ZM66 71V72H65ZM144 71V70H143ZM259 71H261V70H259ZM15 72H13V73H15ZM83 75V76H81V79H82V77H86L87 79L86 80H84V78L82 79V80H84L83 82H81L82 80L80 79V76H79V78L77 77L80 73ZM105 72V73H104ZM112 73V75H114V73H116V75H115V77H113L114 78V82H112V79L110 78L109 79V77H111V76H108V77H106L105 78V80L108 78L109 80H107V81H103L104 79H100V80H102L103 81V83L102 82H99V83H102V84H99L98 82H95V81H98V80H95L94 81V83H92L93 85H95L96 83V85H101L102 87L104 86V89H105V94H104V92H103V94L104 95H106V96H108V94L109 93H124V92H122L121 90V92L120 91H116V89L118 90V88H116L115 86H116V84H117V82L119 81V79L120 78H118V75H119V73H118V75H117V72H115V71H111ZM114 72V73H113ZM127 72V73H126ZM2 73H3V75H2ZM69 73V74H68ZM79 73V74H78ZM125 73H126V75H125ZM131 73V72H130ZM259 73V72H258ZM260 73H262V74H264V71H261ZM10 74H12L11 72H10ZM108 74H110L109 72H108ZM134 74V72L132 73V75ZM243 74V73H242ZM242 74L241 73H236V76L238 77V75H239V77L240 76H242ZM262 74H260V76H258V74H257V77H254V76H256V75H254V76H252L250 79H252L253 77H254V81L253 82H255L256 83V86H260V87H264V82H262L261 80H260V78L259 77H262L261 75ZM50 75V74H49ZM89 77H88V76ZM234 75V74H233ZM249 75H252V74H250L249 73ZM101 76V77H102ZM117 76V77H116ZM234 77L235 79H236V82H237V80H240L241 78H239V79H237V77ZM243 76H244V74H243ZM48 77V76H47ZM46 77V78H47ZM53 77V78H52ZM94 77V76H93ZM4 80H2V79ZM45 78V79H46ZM49 78H51L53 81H54V76H52L51 75V77H49ZM80 79L79 81H78V79ZM116 78H117V80H116ZM131 78H133L132 76H131ZM227 78H229V77H227ZM230 78H232V76L230 77ZM229 78V79H230ZM244 78V77H243ZM6 79H7V81H8V83L10 82V79H8V77L6 76ZM50 79V80H51ZM76 79H77V81H76ZM91 79H92V77H91ZM129 79V80H128ZM235 79H234V82H235ZM245 79H246V76H245ZM250 79H248V83H250ZM262 79H264V77H262ZM68 80V81H67ZM94 80V79H93ZM242 80V79H241ZM46 81V80H45ZM45 81H44V83H45ZM53 81H50V82H52V85L54 84L53 83ZM85 81H86V83H85ZM109 81H111L112 83H109ZM120 81V82H121ZM131 81H132V79H131ZM229 81H233V79L232 80H229ZM247 81V80H246ZM40 82H42L41 84H42V87H44L45 89L43 90V92L44 93H47V94H49V92H51V90H52V92L55 94H57L58 92H60L61 93V91L60 90H58L57 91V89L56 90H53V89H51V87L52 86H50V87H48L51 83H49V79L46 81L47 83H45V84H48L47 85V88H46V86H45V84L43 83V81H40ZM70 82H71V84H70ZM92 82V81H91ZM105 82V83H104ZM115 82H116V84H115ZM7 83V84H8ZM80 83H82V84H80ZM106 83H108L107 85L110 87V88H114V90H115V92H113L114 90L112 89V92L110 91V89H108L105 85H103V84H106ZM115 84V86H112V85H114ZM123 82H121L120 84H122ZM130 82H128L127 84H129ZM3 84H2V86H3ZM10 84V83H9ZM88 84H87V86H88ZM112 84V85H111ZM119 84V83H118ZM117 84V85H118ZM120 84L117 86V87H123L122 85H124V84H122L121 86H120ZM253 84V83H252ZM258 84V85H257ZM5 85V84H4ZM11 85H12V83H11ZM63 85V84H62ZM78 85H76V86H78ZM92 85V86H93ZM2 86H0V89L2 88ZM72 86V85H71ZM80 86L78 87L79 88V94L81 93V91L82 92H84V90H80ZM86 86V87H87ZM89 86H91V85H89ZM85 87L84 89H88V91L90 92V89L89 88H92V86L91 87ZM247 86H249V84H247ZM253 86V85H252ZM41 87V88H42ZM96 87V86H95ZM102 87H100V86H98V88L99 89H97V90H100ZM108 89V94L106 93V91H107V89ZM251 87V86H250ZM49 88L51 89V90H49ZM52 88H54V87H52ZM75 88V89H74ZM97 88V87H96ZM123 88H125V87H123ZM259 88V87H258ZM47 89V90H46ZM55 89V88H54ZM59 89V88H58ZM104 89H101V92H102V90H104ZM122 89V88H121ZM251 89H253V88H251ZM256 88H254V90H255ZM64 90V89H63ZM71 90V91H72ZM94 90H95V88H94ZM97 90H95V91H97ZM259 90V89H258ZM1 91V90H0ZM49 91V92H48ZM65 91H62V92H64V96L66 95V93H68V92H70L71 93V91H70V89H69V91L67 90V92L65 93ZM86 91V90H85ZM123 91H125V90H123ZM249 91V90H248ZM87 92V91H86ZM86 92H84V95H83V93H82V95L84 96H82L83 98H85V95L86 96H88L87 94H85ZM245 92H247V90L245 91ZM244 92V93H245ZM255 92V93H254ZM249 91L248 92V94H249V97H248V95L246 96V94H244L245 95V98H244V101H245V104H240V103H238V102H240L241 101V99H240V101H236L237 102V104H239L240 106H242V105H246V108L243 110V109H241L240 111H238V112H242V110H243V112L241 113L242 115H241V117H239L240 119H239V121H238V123L236 122V121H232V122H235V124H231L230 122V124H231V126H233V131H232V133L229 131V126H226V127H224L225 129L227 128V127H229V128H227V130L226 131H228V132H230L231 133V135H230V133L229 134H226V136L224 137L223 135H220L219 134V136H223L222 138H216V142H218V140L220 139V142H221V140H222V143H221V145H219L220 146V148H217V149H221V146L223 147V150H224V152L223 151H220V150H215V148L213 147V149H214V152H215V155H216V152H218L217 153V155L220 157H217V155H216V157H213V159L212 158H207V156H208V154H205V151H203V153H202V156L204 157V155L203 154H205L206 156H205V164H208L210 161H211V164H212V162H213V165L215 166V165H217V163L218 162H221V165L222 166H220L219 165V163H218V166H220L219 167V172H217L216 171V169H215V167L212 165V167H211V164L208 166V167H210L209 168V171H210V169H211V171L213 172V174L211 175V171H210V176H209V178L211 177V176H215V177H217L216 179H215V177L213 176L212 178H214L215 180L214 181H216V183L213 181V185H211V184H209V186H211V189H212V191H211V189H210V192L211 193H209L208 195H207V193L205 194V195H207V199H205V198H203V199H201V200H203L204 201V199H205V201L202 203V201L200 202L199 200H197V198L198 197H200V196H202V195H200V193H203V181L204 180H206V179H203V178H205L204 176V174H206V175H208L207 173L209 172H206L208 169H206V165L205 166H203V167H205V169H203L202 168V170H199V169H201V167H199V164L198 163H195V165L194 166H196V170H199V171H202L203 173H201V175H200V172H198L199 173V175L197 176V174H196V172H195V174H193L192 175V177L190 178V177H188L189 179H187V181H185L186 182V185H184V184H182L183 186H184V189H185V187H186V189H187V192L189 193V195L188 194H186V197H185V194H184V191L182 192V194H184L183 195V197H184V199H186V202L187 203H183L182 201H180L179 200V202H182V204H183V209L181 210V209H179V207L181 208V206L182 205H180L179 207H178V209H175L174 207V210H173V213H172V209H171V207L173 206V204L175 203L174 201H175V199H174V201L173 202H171V204H170V202H168L169 200L170 201H172V199H173V197H171L172 195H170V197H171V199H169L168 201H167V203L169 204V207L168 208H170L169 209V212L168 213H165L164 215H169V216H171V217H173L174 218V220H172V218L171 217H169L171 220H172V223H174L173 225H174V227L176 228V224H177V227H179L178 226V223L180 224V226H182V225H184V226H182V228H184V229H181L180 231H181V233L183 232V230H184V232L180 235V233H179V231H178V235H180V236H182L181 238H178V237H174L175 238V240L176 241H173V240H169L168 238L166 239V241L169 243V245H168V243H166L165 245H167V248H166V250H165V248H164V251H166V253L164 252V251H162V252H164L163 254L161 253V251H157V248L158 247H155V245L153 246L152 245V242H150V240L151 239H149V241L148 240H143L144 242H142V238L143 237H145V239H146V237L148 236L149 237V235L151 236H153V235H156V233L154 234V232H153V230H154V228H155V230H158V229H156V227L155 226H157V222L156 221H158L157 219H156V217H155V215H153L154 213L155 214H157L158 215V211L160 210V207H165V206H168V204L167 205H165V202H164V204H160L161 206H159V205H157L156 206V208H155V210H156V212H154L155 210H154V208H153V210L151 211V210H149L150 208H151V206L152 205H150V207L148 208V206H147V208L146 209H148L149 210V212H148V210H147V213H149L147 216L149 217L151 214H150V212L152 213V215L154 216V219L152 220V216H150L151 217V220H152V224H151V220L150 219H148V218H146L145 216V213H146V211H144L145 213H143L142 214V216L140 215V218H142L143 217V215H144V219L142 220H138L139 221V226H141V224L143 225L144 223H147L148 225H150V226H148L147 227V224H145L146 225V227L143 225V226H141V227H145L146 228V230H148L149 232L147 233V231L145 230V228H144V230L142 229V231L144 232H142L141 233V227H138L137 229L135 228V230H133L132 228H131V233L133 234V235H131L130 234V236H132V237H130L131 239H129V238H127V237H129V236H126V242L128 243L130 240H132V238L134 237V239L136 240V243H137V241H138V243H137V245L135 244H133L135 247H139V244H141V246L139 247V249H138V247H137V249L135 248V247H133V246H130L132 243H135L133 240L130 242V245H128L127 246V244H126V242H125V240H123L124 241V243L126 244V246H127V250H129L128 252H129V254L132 252H134L135 251V249L137 250V251H135L136 252V254H130V255H134L133 257L132 256H130V257H132L133 258V260H131V262L130 263H127V262H129L128 260V258L125 260V258L127 257V254H126V246H124V243H123V245H120V247H121V251H120V258H121V256L122 255H124L123 257H125L124 259H123V257H122V259L124 260V262L126 263V264H136L137 262H138V264H143L144 262L147 264V263H149L150 261L149 260H151V259H153L155 262H157V263H161V262H159L157 259H159L160 260V258L159 257H161L160 255L162 254L163 255V257L161 258V260H163L164 262H163V264L166 262H170L171 264H222V262L225 264H240V260H242L241 262V264H245L246 262H247V259H246V261H244L245 260V258H243V256H245L246 255V251H248V253H249V255L247 254L246 256L248 257V258H250V257H252L251 256V254L254 256L255 255V252H253V250L255 251V249L256 250H259V249H261V250H259V255H257V257H252V259H251V261L250 262H247L248 264H254V263H258L260 260H259V257L258 256H260V258H261V255H260V252L261 251H264V88H262V90H259L257 93L259 94H257L256 93V90L255 91ZM52 93V94H53ZM60 93H58V94H60ZM70 93H68V96L70 97V101L73 99V101H75L76 102V105L74 104L75 102H70V101H68V102H66L67 100H65V97H67V96H62L63 94H60L62 97H61V99L59 98L60 96H58V94H57V97H55V99H56V101H58L59 102V100H61L62 101V98H63V101L62 102H59L60 104H62L63 102H65V105H66V103H68L69 104V102H70V104H69V106L71 105V107L73 106L72 104H74L75 106H77V107H79L78 105H80V104H78L77 105V99H79V101H82L83 100V98H82V100H80V96L78 97H76V95H77V92H76V95H73V93H72V95L73 96H75L77 99H75V97H73L72 95H70ZM88 93V92H87ZM91 93H94L95 94V92H91ZM99 93H100V91H99ZM156 92H154V94H155ZM254 93V94H253ZM51 94V93H50ZM49 94V95H50ZM51 94V95H52ZM53 94V96H55ZM96 94H97V92H96ZM95 94V95H96ZM157 94V93H156ZM91 95H93V94H91ZM91 95H90V97H91ZM94 95V100H96L95 99V97L97 96H95ZM103 95V96H104ZM252 97H251V96ZM71 96H72V98H71ZM156 97H157V95H155ZM159 96V95H158ZM101 97H102V95H101ZM100 96H98V98L100 99L101 98ZM154 97V96H153ZM155 97V98H156ZM160 97V96H159ZM248 97V98H247ZM252 99H251V98ZM54 98V97H53ZM59 98V99H58ZM92 98H93V96H92ZM103 98V97H102ZM101 98V99H102ZM104 98H105V96H104ZM103 98V99H104ZM107 98V102L105 101L104 103L106 104L107 103V106H109L108 108V111L107 112H109V115H108V117H105V115L106 114H99L98 115V113H96V111L97 110H99V107L100 106H98V107H96V105L94 104V100H92V103H89V104H94V105H92L93 106V109H91V110H94L95 111V113H93V112H91V111H89V116L90 115H92V114H97L98 116H100L99 117V119H98V117L96 118H94V115H93V117H91V119L93 118L94 119V122L96 121L97 123H95L96 124V128L95 129H97V127L99 126V130L97 129L96 131H99V133H100V135H101V138L104 140V139H106V141H105V143L103 142V141H101L102 142V144L104 143V144H106L105 146L108 148V146L107 145H109V147L112 149V146L113 145H115L116 144V141H117V144L118 143H120V145H122L123 144V142H118V139L117 138H119V139H121L122 137H125V135H126V133H128V131L130 130V129H132L133 128V126L135 125L134 123H136V122H133V120H131V122L133 123V126L131 125V124H129V122H130V120H129V122L128 121H125L124 119H122V120H124V121H120L119 120V113H118V111H116V108L114 109V110H112L111 108H113L112 106H110V105H115V104H112L113 102H110V99H109V96L108 97H106ZM106 98H105V100H106ZM243 98V97H242ZM246 98L247 99H251V100H253V102L251 101V100H248L247 102H246ZM58 99V100H57ZM68 99V98H67ZM75 99V100H74ZM65 100V101H64ZM69 100V99H68ZM87 100V99H86ZM86 100H83L84 102L86 101ZM89 100V99H88ZM89 101H91V100H89ZM89 101H87V102H89ZM99 101H101V100H98V103H99ZM103 101V100H102ZM243 101V100H242ZM250 101V102H249ZM87 102H86V106H88L87 105ZM96 102V101H95ZM109 102V103H108ZM235 102V101H234ZM234 102H233V106H234ZM252 102V103H251ZM83 103V102H82ZM101 103V102H100ZM100 104L101 105V107L102 108H105L106 110H107V108H106V106H105V104ZM247 103H249V105L247 104ZM251 103V104H250ZM19 105L20 104H23V103H18ZM67 104V105H68ZM84 104V103H83ZM109 104V105H108ZM117 104V103H116ZM230 104V106H232L231 105V103H229ZM236 104V105H237ZM63 105L64 104H62L61 106L63 107ZM82 105V104H81ZM228 105V104H227ZM238 105V106H239ZM248 105V106H247ZM26 106V105H25ZM60 106V105H59ZM75 106H74V109H76L75 108ZM86 106H85V104H84V108H86ZM91 106V107H92ZM104 106V107H103ZM229 106V105H228ZM235 107V108H239V107ZM61 107V108H62ZM66 107V106H65ZM68 107V106H67ZM66 107V108H67ZM81 107V106H80ZM89 107L90 106H88V108H87V111L88 110H90L89 109ZM95 107V108H94ZM111 107V108H110ZM116 107H118L117 105H116ZM243 107V106H242ZM18 108V110L16 111V112H18L19 110H21V106H20V108L19 107H17ZM16 108V109H17ZM27 108H29L30 110H32L31 112H30V110H26ZM60 108V109H61ZM81 108H83V107H81ZM84 108L83 109H79L80 111H83L84 110ZM96 108H97V110H96ZM224 108V107H223ZM231 108V107H230ZM233 108V107H232ZM231 108V111L233 110ZM241 108V107H240ZM22 109H24V107L22 106ZM26 109H25V111H27V112H29L28 114H33V116H34V113H32V112H35V110L36 109H34V107H26ZM51 109H54V107L53 108H51ZM50 109V110H51ZM57 109H59V108H57ZM58 110L59 112H61L62 113V110H64L63 108L61 109V110ZM67 109H69V108H67ZM72 109V108H71ZM104 109V110H105ZM225 110L227 109V107L226 108H224ZM224 109H222V110H224ZM45 110H47V109H44V111ZM49 110V111H50ZM73 110V109H72ZM72 110H70V113L69 112H66V113H68V114H73V116H72V114L71 115H69L70 117H74L72 120H74L76 117H81L85 112H86V110H85V112L83 113V112H80V113H83L81 116H77L78 114V112H79V110L78 111H76V112H73ZM104 110H102V111H104ZM105 110V111H106ZM117 110H119V109H117ZM225 110H224V112H225ZM230 110V109H229ZM22 111V114H23V116H25V114L27 113H25V111L24 110H21ZM21 111H20V113H21ZM36 111H38V109L36 110ZM40 111V110H39ZM39 111L38 112H36L37 113V117H38V120L40 119L39 118V116H40V114H39ZM42 111V110H41ZM41 111H40V113H41ZM49 111H48V113H49ZM55 112L54 113H56V110H54ZM69 111V110H68ZM72 111V112H71ZM104 111V112H105ZM112 111H113V113H112ZM118 113L117 115L115 114L116 112ZM227 111V110H226ZM236 111V109L234 110V112ZM43 112V111H42ZM64 112H65V110H64ZM91 112V113H90ZM101 112V111H100ZM106 112V113H107ZM229 112V111H228ZM35 113V114H36ZM58 113V112H57ZM52 114V111H51V115H53V116H55V119L56 118H59V116L60 117H62L60 114L61 113H59V116L58 117H56L58 114ZM87 113V112H86ZM85 113V114H86ZM113 115V116H115V117H113V118H111L110 120H111V122L113 121V122H117V123H119L120 122V124H118L119 126L121 125V123H122V125L123 126H121L124 130H119L120 128H118V130L119 131H122V132H118L116 129H117V127H119L116 123V127L114 126L115 124L112 122V124L109 122L110 120H109V118L111 117L110 115L111 114ZM15 114H18V113H15ZM28 114H26V116L28 115ZM38 114H39V116H38ZM47 113H46V111H45V115H46ZM63 115H67V117H68V114H65V113H62ZM76 114V117L74 116ZM238 114H240V113H238ZM19 115V114H18ZM50 115V114H49ZM106 115V116H107ZM235 115V114H234ZM30 116V115H29ZM42 117H41V119H43V126H40L41 125V123H39L40 125H38L37 123L39 122V121H35L34 120V118H32V116H30L33 120H32V122H30L29 124H25V125H30V126H33V122H35L36 123V125H37V128L39 127L40 128V130L39 129H36V132H37V136H38V133H40V132H42V127H45L46 126V128L47 129H50V130H48L49 132H54V131H58L59 130V125L60 124H57L56 125V123H58L59 122V120L61 119H59V120H55L54 119V117L52 118L53 120H55V121H57L56 123L54 122V121H52L50 118H51V116H48V115H46V116H44L43 115V113H42V115H41ZM87 117L86 115L83 117V119H81V118H79L80 119V121H79V119L77 120V121H79V123L77 122V127H75L74 128V126L76 125V123L74 124V122L76 121V120H74V122L73 121H71L70 120V117H68V121H71V122H73V125L74 126H71L72 125V123H70V125H69V122H68V125L69 126H71L70 128H69V131L70 132H72L73 133V131H72V129H77L79 126L82 128V126H81V123L80 122H82L83 121V123L86 121V120H88L89 121V125H91V122H92V120H91V122H90V117ZM7 117H8V115H7ZM6 117V115H5V117H3L4 119L5 118H7ZM16 118H17V115L15 116ZM44 117V118H43ZM65 118H64V121L63 122H65L66 121V116H64ZM87 117V118H86ZM102 117H105L104 119L105 120H100V118L101 119H103ZM138 117V116H137ZM231 116H229V118H230ZM16 118H15V121H13L14 123H16V122H18L19 123V121L18 120H20L19 118H22V115L20 114L19 115V117L17 118V120H16ZM36 118V117H35ZM117 119V121H116V119ZM232 118H233V116H232ZM231 118V119H232ZM40 119V120H41ZM63 119V118H62ZM61 119V120H62ZM133 119V118H132ZM230 119V120H231ZM236 119V118H235ZM6 120H8V118L6 119ZM6 120H4L6 123H4L3 122V126H0V133H1V135H3L5 132V134H6V137L8 138V140H7V138H5V134L3 135V137L6 139V141L5 142H1L0 144L2 145H0L1 146V152H0V154H2V147H3V152L5 151V147L7 146L6 145V143H9L10 141H12V140H14V141H12L13 142V144H12V142L9 144V145H11V148H12V150H13V147H12V145H14L16 142L15 141H18L19 142V146L22 148V149H18V151L16 150V149H14L13 151L15 152H18V153H16L15 152V154H17V156H19L18 154H21V152H22V154H26L27 152H34L35 150L37 151L38 149H41L42 150V152H40L41 154L43 153V151L45 152V150H44V147H46L47 145H49L50 144V142H53L54 141V139H53V137H54V135L57 133V131H56V133L54 132L53 134H50V135H47V134H45V137L44 136H42V139H41V136H40V134H39V136H40V138H38L37 136H35L34 135V137L32 138V134H36V132L34 131V133H33V130H31L32 129V127H30V128H27V129H30L29 131L30 132H28L27 130H26V132H28V134L30 135H28V134H26L25 133V130L23 131L22 129H20V126L19 125H22V123H21V120H20V123L21 124H12L13 122H12V119L10 120V122H12V123H10L9 121H6ZM14 120V119H13ZM85 120V121H84ZM108 121L107 123L105 122V121ZM226 120H228L227 118H226ZM225 120V121H226ZM229 120V121H230ZM88 121H86L87 123H88ZM100 121H102L101 122V126L103 125L102 123H103V121L106 123H104L105 125H108V126H105L106 128L105 129H110V130H112V126L114 127V128H116V129H113V130H116V132L113 134L114 135V137H112V136H110L109 137V135H111L112 134V132L110 131V133H109V135L107 134V137L106 138H103L104 136H102V134H101V132L103 131V129L102 128H100L101 126H100ZM128 122V123H127ZM7 123H9L10 125H12V126H14V128L12 127V126H8V124ZM59 123H62V122H59ZM86 123V124H87ZM109 123V124H108ZM127 123L128 125L126 126L125 124ZM64 124V125H63ZM63 124H61L60 125V127H62V126H65L67 123H63ZM78 124H80L79 126H78ZM85 124V125H86ZM110 124H111V126H110ZM138 124V123H137ZM136 124V125H137ZM225 124V123H224ZM223 124V125H224ZM0 125H1V123H0ZM25 125L23 124V126L21 127V128H24L25 127ZM83 125V124H82ZM94 125V124H93ZM226 125V124H225ZM224 125V126H225ZM4 126H6V127H8V128H4ZM15 126H16V128H15ZM87 126V127H86ZM85 127L86 128H88L87 130H89V129H93V127H92V125L90 126L91 128H89V126H88V124L86 125ZM109 126H110V128H109ZM129 126V127H128ZM132 126V127H131ZM2 127V128H1ZM55 128V130H52V129H54ZM66 127H67V125H66ZM79 127V128H80ZM84 127V129H83V131L82 132H84V131H86V128ZM103 127V126H102ZM125 127H127V128H125ZM135 128L137 127V126H134ZM221 128H222V126H220ZM9 128H11V129H9ZM34 128H36V126L35 127H33V129ZM42 128V129H41ZM68 128V127H67ZM67 128H66V130H67ZM78 128V129H79ZM121 128V129H122ZM2 129H5L6 131L5 132H3L2 131ZM12 129H16V131L15 132H17L19 129L21 130V132H23V133H25L24 135L26 136V135H28L27 137L29 138H27V137H25L24 135H23V133H21V135H18L17 136V134H18V132L15 134V132L13 133L12 131ZM63 129V127L59 130V133L60 134H62V135H60V134H57L58 135V138H57V135H55V139L57 140V142H58V140H60L59 139V136H60V138H63V137H61V136H64L66 133H68L69 134V132H66L65 131V129H63V131L62 132H64V133H61L60 131ZM94 129V130H95ZM104 130V132H109V130ZM231 129V128H230ZM20 130H19V132H20ZM37 130H39L40 132H38ZM44 130H45V128H44ZM82 130V129H81ZM80 130V131H81ZM100 130H102V131H100ZM112 130V131H113ZM128 130V131H127ZM232 130V129H231ZM46 131V130H45ZM45 131H43L44 133H48V132H45ZM76 131V130H75ZM80 131H77V133H79ZM90 131V130H89ZM88 131V132H89ZM93 131V130H92ZM95 131V132H96ZM3 132V133H2ZM7 132H8V134H7ZM43 132H42V135H44L43 134ZM94 132V133H95ZM119 133V134H121V136L122 137H119L118 135H116V133ZM220 132V131H219ZM218 132V133H219ZM225 132V131H224ZM10 133V134H9ZM32 133V134H31ZM71 133V138L73 137L72 135H74V133L72 134ZM77 133H75V134H77ZM97 133V132H96ZM221 133H222V131H221ZM15 134V136L13 137V135ZM64 134V135H63ZM87 134V133H86ZM89 134V133H88ZM98 134V133H97ZM7 135H9V136H7ZM24 137H23V136ZM67 135V134H66ZM65 135V136H66ZM79 136H82V133H81V135H80V133L78 134ZM83 135H85V132H84V134ZM89 135H93V134H89ZM94 135H96V134H94ZM104 135V134H103ZM124 135V136H123ZM230 135V136H229ZM50 136H52L51 138L53 139V141H52V139L50 138L49 139V137ZM68 136V135H67ZM88 137V139H90V140H88V142L89 141H92L93 140V138H95L96 139V137H100L99 136V134H98V136H91V138H89V136L88 135H85V140L87 139V137ZM105 136H106V134H105ZM116 136H118V137H116ZM229 136V137H228ZM19 137V138H18ZM47 137V138H46ZM70 137V136H69ZM74 137H76V136H74ZM217 137H218V135H217ZM11 138H14V139H11ZM20 138H22V139H20ZM25 138V139H24ZM26 138H27V140H26ZM37 138V139H36ZM66 138V137H65ZM71 138H68V141L70 140V143H74L75 144V140L78 138V136L76 137V139L73 141ZM80 138V137H79ZM114 138V139H113ZM20 141H19V140ZM24 139V140H23ZM30 139H32V140H30ZM33 139H36L35 140V142H33L34 140ZM45 139H49V140H47V142H49L50 140V142H49V144H47V142H46V144H44V141H46ZM92 139V140H91ZM108 139V140H107ZM110 139V140H109ZM111 139H113V141L111 140ZM117 139V140H116ZM124 139V138H123ZM123 139H122V141H123ZM23 140V141H22ZM40 140V141H39ZM42 140V141H41ZM44 140V141H43ZM56 140L53 142V143H55L56 142ZM61 140H63V139H61ZM64 140H66L67 141V139H64ZM63 140V141H64ZM28 141H31L30 142V144H32V145H29L28 143ZM38 141L39 142H41V144H43L44 145V147H43V145H41L42 147H40V146H38L39 145V143H38ZM62 141V142H63ZM66 141H64L65 143H66ZM73 141V142H72ZM110 141V142H109ZM113 142V144H112V142ZM115 141V142H114ZM227 141H228V145H227ZM15 142V143H14ZM17 142V143H18ZM26 142V143H25ZM28 142V143H27ZM56 142V143H57ZM59 142H61V141H59ZM59 143V147L60 148H62V146L64 145L63 143ZM83 142V143H82ZM81 143L83 144H81V143H78V145H80V146H78V148L79 147H85L86 149H87V151H88V149H90V146H92L91 144H90V142L89 143H87V145H85L84 146V144H86V143H84V141H82ZM93 142V141H92ZM111 143V144H109V143ZM5 143V144H4ZM16 143V144H17ZM23 143H25V145L23 146ZM35 143V144H34ZM68 143V142H67ZM94 143V142H93ZM92 143V144H93ZM115 143V144H114ZM122 143V144H121ZM61 144H63L62 146H60ZM73 144V145H74ZM77 144V143H76ZM76 144L74 145V147L76 146ZM88 144H90V146L88 145ZM101 143H100V146L102 145ZM36 145H37V148H36ZM46 145V146H45ZM51 145H52V143H51ZM67 145V144H66ZM82 145V146H81ZM111 145V146H110ZM119 145V144H118ZM118 145H115V146H118ZM119 145V146H120ZM216 145H218V144H216ZM226 145V146H225ZM25 146H31V147H33V150H31V148L30 147H25ZM50 146V145H49ZM49 146L46 148V152H49V151H47V149L48 150H50L51 149V147L49 148ZM53 146H54V144H53ZM69 147H70V144L68 145ZM66 147L65 145H64V148L66 149V148H68V150L70 149V153H73V154H71V155H73V157L70 155V153L68 152V150L66 149V151L68 152L67 154H69V157H70V160L73 158L74 160H75V158L77 157V156H79V159H77L76 158V160L79 162L80 161V159H82L83 160V166L81 165V167H82V169H81V173H82V170L84 171L86 168L84 167V165H85V163L87 162V164H86V167L88 168V163H89V161H88V159L90 158H93L92 156H96V153L94 152V151H96V146L94 145V146H92L91 147V149H94V150H91L90 152H87L86 150H84L85 148H80L79 149V151H80V155H77L76 154V152H71V150L73 151V149H74V147L72 148V146H71V148H69V147ZM103 146V145H102ZM105 146H103L102 147V149H100L99 148V151H100V153H98L97 152V156H99V155H101V156H103L104 155V157H105V161H107V162H109L110 161V159L108 158V157H110V156H108V157H106L107 156V153H108V155H110V154H112V151L113 152H115V153H117L116 154V156H118V155H121V157H122V155L125 153L124 151H125V149L124 150H122V146L121 147H119L120 148V150L118 151L117 150V152H116V149H117V147H115V149L113 148L112 149V151L111 152H109V151H107V148L105 147ZM25 147V148H24ZM94 147H96V148H94ZM99 147V146H98ZM216 147V146H215ZM7 148V150L9 149L8 147H6ZM10 148V149H11ZM14 148H18L17 147V145L14 147ZM27 149V150H29V151H24V149ZM28 148H30V149H28ZM58 148V147H56V146H54L52 149H54L56 152H58L56 149ZM59 148V149H60ZM76 149H77V146L75 147ZM204 148V146H202V149ZM35 149V150H34ZM65 149H63V150H61L62 151V153H64L65 151ZM76 149H74L75 151H78V150H76ZM98 149V148H97ZM212 149V150H213ZM11 150V152H13ZM60 150H59V152H60ZM81 150H84L85 152H87L88 154H82V153H84V151H81ZM210 150L211 149H209V151H207V152H210ZM10 151V150H9ZM34 152L32 155H31V153H29V154H27L26 156L25 155H23L24 157H26L28 160H31V159H34V156H36V159L34 160V161H32V163H31V161H27L26 160V162H25V160H24V157H21L22 156V154L20 155V157H18L19 159H20V162H14V161H17V157L14 155V153H12L11 154V152H10V158L12 157V161L11 160H9L10 158H8L9 156H8V154H6L4 157L2 156V155H4V153L1 155L2 156V160H1V158H0V161L3 163V162H5V163H3V165H6L7 166V164L6 163H8V162H11L10 164H8V165H13L14 163H17V167H18V169L19 168H21L22 167V169L21 170H19L18 171V169L17 168H15V166H16V164H14L13 165V167H12V169L11 168H9V170H15V169H17V170H15V171H11V173L13 172H15V173H17V171H18V173L19 172H21L22 170H24L25 168L26 169H28L27 170V176L28 175H31L32 177H27V178H22V177H20L19 176V174L21 175V174H23L24 175V177H26L25 176V174H26V169L23 171L24 173H19L18 174V179L16 180V178H17V175L16 174H14L15 175V178H12V177H14L13 176V174H11V173H9V174H5V173H1V175H0V177L1 176H3V178H1V180L3 181V179L4 180H8V182H9V180L12 182V183H10V184H7V182H6V184H3V183H5V182H3L2 183V181L0 180V182H1V187H2V189H0V192L1 193H3V191H5L6 190V194H5V192L3 193L5 196L4 197H2V195L0 194V200H2L1 201V203H0V205H2V203H4L5 202V200H6V202L3 204V207L2 206H0V213H1V210H2V212H3V210L5 211V214H4V216H0V230H2V231H0V234L2 233V234H4L5 235V233L6 234H10L12 231L11 230H13V224H12V222L15 220V221H17V219L19 218L20 220V222H21V217H22V215H23V213H25V212H27V209L29 210V208H27L26 209V205H28V202H27V200L26 199H28V195H29V197L32 195V193L31 192H33L34 193V195H35V193H37L40 189H39V187L41 186V179H39V181H38V183H37V179H35L36 177H39V172H40V170H36V171H33V169H35L36 167H40L41 166V160H43V159H46V158H44V156H46V154L45 155H42V159H41V156L40 157H37V155H36V153L38 154V156H39V150L37 151V152ZM51 152H50V154H47V156L46 157H48V155H49V157H51V155L53 154L52 153V150H50ZM55 151H53V152H55ZM78 151V152H79ZM93 151V152H92ZM103 151V152H102ZM105 151L107 152L106 154H105ZM26 152V153H25ZM55 152V153H56ZM77 152V153H78ZM92 152V154H90ZM102 152V153H101ZM122 152V153H121ZM213 152V151H212ZM226 152V153H225ZM228 152V153H227ZM52 153V154H51ZM95 153V154H94ZM104 153V154H103ZM110 153V154H109ZM58 153H56L55 155H56V159H57V157H59V155L61 154V152H60V154L59 155H57ZM66 154V152L63 154V156ZM66 154V155H67ZM77 155L76 157H75V155ZM92 155V156H90V155ZM210 154H211V152H210ZM209 154V155H210ZM224 154V155H223ZM55 155H53V156H55ZM82 155H87L86 156V158H85V156H84V158L86 159H84V158H82ZM90 157H89V156ZM114 155V153L111 155V157ZM212 155H213V153H212ZM227 155V156H226ZM30 156H31V158H30ZM62 156V157H63ZM80 156H81V158H80ZM115 156V157H116ZM200 156V155H199ZM201 156V157H202ZM69 157L67 156V157H63L62 159L64 160L65 158H66V160H68L69 159ZM104 157H103V159H104ZM114 157V156H113ZM120 157V156H119ZM119 157L117 158V160L116 161H119L118 159H119ZM120 157V158H121ZM198 157V156H197ZM211 157V156H210ZM225 157V158H224ZM5 158H7L6 159V161H8V162H6V161H3ZM21 158H23V160H21ZM39 158H40V161H39ZM54 158V157H53ZM61 158V157H60ZM59 158V159H60ZM68 158V159H67ZM88 158V159H87ZM116 158H114V162H115V159ZM19 159H18V161H19ZM37 159H38V162H39V164H38V162L36 163L35 161H37ZM50 159V158H49ZM73 159H72V161H73ZM113 159V158H112ZM198 159V158H197ZM212 159V160H211ZM47 160V159H46ZM51 160V159H50ZM58 160V159H57ZM62 160V161H63ZM70 160H68V161H70ZM195 161H196V158L194 159ZM200 160H201V158H200ZM202 160H204V159H202ZM223 160H224V162H223ZM54 161H56V160H54ZM60 161V160H59ZM62 161H60L61 162V164H64V162L65 161H63V163H62ZM67 161V162H68ZM113 161V160H112ZM111 161V163H113L112 164V166H114L115 164H114V162H112ZM194 161V162H195ZM197 161H199V160H197ZM14 162V163H13ZM21 162H23L22 164H21ZM45 163V162H47V164H48V161H42V163ZM53 162V160L52 161H50V163H52ZM59 162V163H60ZM67 162H65L66 163V165H68V164H70V163H68L67 164ZM74 162H76V161H74ZM73 162V163H74ZM203 162V161H202ZM37 164V165H35L34 167H32V165L31 164ZM43 163V165L42 166H44L45 164ZM57 164H58V162H56ZM72 163V164H73ZM80 163H81V161H80ZM193 163V162H192ZM199 163H200V161H199ZM216 163V164H215ZM19 164L20 165H22V166H19ZM26 164V165H25ZM29 164H30V166H29ZM52 164H54V163H52ZM57 164H54V166H56ZM117 164H118V162H117ZM200 164H202V163H200ZM0 165H1V163H0ZM11 165V166H12ZM24 165V166H23ZM65 165V164H64ZM63 165V166H64ZM79 165V164H78ZM78 165H76V163H75V165L73 166V165H68V166H70L72 169H73V171L75 170V166H78ZM111 165V164H110ZM109 165V166H110ZM183 164H181V166H182ZM192 165V164H191ZM203 165H204V163H203ZM2 166V165H1ZM0 166V168H2L1 170H2V172H3V170H5V172H6V169H7V171H8V166L6 167L5 166V168H4V166H2L1 167ZM28 166V167H27ZM48 166H53V165H47L46 167H44V168H47ZM61 165L59 164V167H60ZM80 166V165H79ZM78 166V167H79ZM107 166H108V163H107ZM217 166V167H218ZM10 167V166H9ZM25 167V168H24ZM58 167V168H59ZM68 168V169H71V168ZM186 167H188V166H186ZM192 167V166H191ZM207 167V168H208ZM14 168V169H13ZM43 168V167H42ZM49 168H51V167H48V169ZM54 168V167H53ZM53 168H52V174L54 173L53 172ZM61 168V167H60ZM64 168H65V166H64ZM109 169H110V167H108ZM108 168H107V170H108ZM195 167H193V169H194ZM223 169L225 172H223V170H220V169ZM36 169H38V168H36ZM55 169H57V166L55 167ZM63 169V168H62ZM62 169H60L59 171H62ZM181 169V168H180ZM180 169H178V170H180ZM183 167H182V171H183ZM189 169V168H188ZM0 170V171H1ZM32 170V171H31ZM43 170V169H42ZM44 170H46V169H44ZM58 170V169H57ZM57 170H55L57 173H58V171ZM65 170H66V168H65ZM65 170H63V171H65ZM80 169H78L77 170V167H76V170L75 171H79ZM127 171L126 172H130V170L128 171V169H126ZM204 170H206V171H204ZM29 171H30V174H29ZM38 171V172H37ZM50 171V170H49ZM50 171V172H51ZM63 171H62V173H63ZM67 171V170H66ZM69 171V170H68ZM67 171V172H68ZM74 171V172H75ZM185 171V170H184ZM183 171V172H184ZM186 171H188L187 169H186ZM215 171V172H214ZM9 172V171H8ZM32 172H34V173H32ZM41 172H43V171H41ZM47 172V171H46ZM49 172V173H50ZM125 171H124V175L122 176V175H120V173H118V174H116L117 175V177H118V181L117 180H115V176H114V178L111 180V181H113L114 183H116V181H117V183H121V184H124V181H126V183H125V185L127 184V180H125V178L127 179L128 178V181H130L129 180V177H132L131 176V174H127ZM178 172V171H177ZM182 172V173H183ZM35 173H36V176H33V174L35 175ZM38 173V174H37ZM48 173V174H49ZM56 173V175H57V178H64V177H58L59 176V174H61V173H59V174H57ZM64 173H66V172H64ZM63 173V175H65ZM69 174L71 173H73V172H68ZM76 174L77 173H79L80 174V171L79 172H75ZM176 173V172H175ZM188 173V172H187ZM186 173V174H187ZM190 173V172H189ZM224 175H223V174ZM12 176H11V175ZM52 174H50V176L52 175ZM122 174V173H121ZM125 174H127V175H125ZM180 173L178 172V175H179ZM191 174H192V172H191ZM5 175V176H4ZM54 175V174H53ZM63 175H60V176H63ZM66 175L68 176V174L66 173ZM75 175V174H74ZM185 174L183 173V176H184ZM188 175V174H187ZM223 175V176H222ZM7 176H10L11 178L9 179V177L7 178ZM22 176V175H21ZM120 176H121V178L124 180L123 181V183H122V179L120 178ZM126 176H128V177H126ZM181 177H183L182 175H180ZM188 176H190V175H188ZM228 176V177H227ZM4 177H6L7 179H5ZM34 177V178H33ZM54 177V176H53ZM180 177V178H181ZM187 176H185L184 178H186ZM222 177V178H221ZM29 178H33V179H35V181L33 180V182H32V180L31 179H29ZM40 178V177H39ZM56 178V177H55ZM211 178V179H212ZM222 180H221V179ZM15 179V180H14ZM21 179V182L22 183H24L25 181H23V179H27L26 180V182H28V180H31V181H29L27 184H26V182H25V185L27 186V188L25 187V185H22V183L19 181L18 182V180H20ZM121 179V180H120ZM176 179H178V180H180L179 178H176ZM190 179H192L191 181H190ZM15 182H17V183H15V184H17V187H18V185H19V183H20V185L19 186H24L25 187V189H23V190H21V192H24L23 194H21V196H18V197H20L21 199H18V197H17V195H19L20 194V190H18L17 191V189H22L21 187H19V188H15L14 186H15V184L13 185V181ZM182 180V179H181ZM180 180V181H181ZM185 180V179H184ZM184 180H183V182H184ZM189 180V181H188ZM203 180V181H202ZM210 180V179H209ZM111 181H110V183L109 184H107V188L108 189H106V190H108V191H112L113 189H111L112 188V184H114V183H112L111 184ZM198 181V182H197ZM211 181V180H210ZM209 181V182H210ZM34 182L35 183H37L36 185L34 184ZM40 182V183H39ZM179 182V181H178ZM178 182H177V184H178ZM190 182V183H189ZM33 185L34 184V186H32L33 188L35 187V190H38V191H36L35 192V190L31 187V184ZM117 183H116V185H117ZM181 183V182H180ZM205 183H207V182H205ZM215 183V184H214ZM28 184H30V185H28ZM111 184V185H110ZM175 184V183H174ZM173 184V185H174ZM3 185H6V187H8V188H6V187H3ZM8 185V186H7ZM10 185H12L11 186V188H9L10 187ZM37 185L39 186L37 189H36V187H37ZM108 185H109V187H108ZM115 185V184H114ZM215 185V186H214ZM28 186H30L31 188H29ZM177 186V185H176ZM183 186H182V188H183ZM207 186H208V184H207ZM214 186V187H213ZM178 187H180L179 185H178ZM204 187L206 188V186L204 185ZM4 188H6L5 190H3ZM13 188V189H12ZM14 188H15V191H14V193L12 192L13 190H14ZM173 188V187H172ZM7 189H9V191L12 189V191L10 192V198H8L9 197V192H8V190ZM28 189V190H27ZM30 189H32V191L30 190ZM111 189V190H110ZM207 189V188H206ZM30 190V191H29ZM173 190H175V188H173ZM181 190H183V189H181ZM19 193V194H17V192ZM186 191V190H185ZM207 191H208V189H207ZM29 192V193H28ZM171 192H174V191H171ZM179 192H180V190H179ZM179 192H177V190H176V194L178 193L179 194ZM186 192V193H187ZM206 192V191H205ZM16 194V195H13V194ZM31 193V194H30ZM7 194H8V196H7ZM171 194V193H170ZM175 194V192L173 193V195ZM178 194L176 195L177 197H178ZM33 195V196H34ZM180 196H181V193L179 194ZM203 195H204V193H203ZM33 196L32 197H30L31 198V200H32V198H33ZM176 196H174V197H176ZM179 196V197H180ZM210 196V197H209ZM6 197V198H5ZM190 197H191V199H190ZM2 198V199H1ZM34 198H36V196H34ZM33 198V199H34ZM56 198V197H55ZM58 198V197H57ZM57 198L54 200L55 202H58V204L56 203L55 204V206H57V205H59V207L61 206L60 204H59V201H56L57 200ZM182 197H180V199H181ZM7 199H9L8 201H7ZM59 199H61V198H59ZM177 199V198H176ZM183 199V198H182ZM183 199V200H184ZM209 199V200H208ZM4 200V201H3ZM28 200H30V199H28ZM37 201H38V199L36 198V200H35V202L37 203ZM61 201V200H60ZM194 201V202H193ZM197 201L198 202H200V203H202L201 205L199 204V203H197ZM15 202H18V203H20L19 205H18V203H17V205L15 206L14 205V203ZM24 204H23V203ZM34 202V200H33V203H35ZM191 202V203H190ZM195 202L197 203V204H195ZM30 204H32V206H34L35 204H33V203H31V201L29 202ZM62 203V202H61ZM177 203V202H176ZM16 204V203H15ZM54 204V203H53ZM53 204H52V207H53ZM179 204H181V203H179ZM192 204V205H191ZM198 204H199V206H198ZM203 204H204V208H203ZM6 205V206H5ZM154 205V204H153ZM156 205V204H155ZM154 205V206H155ZM186 205V206H185ZM31 205H28V207H32ZM62 206H65V204H63ZM62 206H61V208H62ZM158 206H159V208H158ZM188 206V207H187ZM191 206V207H190ZM52 207H50L51 209H53ZM66 207V206H65ZM153 207V206H152ZM163 207V208H164ZM177 207V206H176ZM190 207V208H189ZM35 208V207H34ZM41 208V209H40ZM49 208V209H50ZM57 207H55L54 209L55 210H57L56 209ZM68 208V207H67ZM167 208V209H168ZM186 208V209H185ZM24 209H26V211L24 210ZM36 209L37 210H42L43 211V208H42V206L41 207H39V208H35V209H32L33 210V212H32V210H30V214H31V212H32V214L34 213V210L36 211ZM50 209V210H51ZM165 209H166V207H165ZM58 210H59V208H58ZM63 210V209H62ZM61 209H60V211H62ZM65 210L66 211H64V212H67V209L65 208ZM161 210H163L162 208H161ZM178 210H180L179 212H180V214H179V212H178ZM185 210V211H184ZM204 210H206V211H204ZM53 211V210H52ZM59 211V212H60ZM69 211V210H68ZM164 211V210H163ZM168 211V210H167ZM166 211V212H167ZM178 212V214L180 215H178L179 217H180V219H179V217L177 216V212ZM203 211V212H202ZM17 212V213H16ZM28 212L25 214L27 217L28 216H30V214L28 215ZM161 211H159V213H160ZM183 212V213H182ZM185 212V213H184ZM15 213H16V218H15ZM36 213V212H35ZM63 213V212H62ZM162 213V212H161ZM172 213V214H171ZM181 213H182V215H181ZM2 215V214H1ZM24 215V217L26 218V216ZM160 215V214H159ZM162 215V214H161ZM166 215V216H167ZM173 215V216H172ZM186 216V218H185V216ZM24 217H22V218H24ZM149 217V218H150ZM159 218H164V216H158ZM181 217L183 218V221H181ZM15 218V219H14ZM24 218V219H25ZM146 218V219H145ZM169 218H165L166 220H163V221H166L167 223L168 222H171V220H169V221H167ZM136 219V218H135ZM156 219V220H155ZM161 219V220H162ZM175 219H177L178 220V222L175 224V222L177 221V220H175ZM185 219V220H184ZM124 220V219H123ZM146 220H148V221H146ZM15 221H14V224H16L15 223ZM135 221V220H134ZM133 221V222H134ZM173 221H175V222H173ZM186 221V222H185ZM2 222H4V227H3V224H2ZM121 222H122V220H121ZM120 222V223H121ZM125 222H126V220H125ZM136 222V221H135ZM149 222V223H148ZM159 222V221H158ZM165 222V223H166ZM183 222H184V224H183ZM153 223H154V225H153ZM164 222H162L161 221V224H163ZM172 223H168V224H170V225H172ZM9 224V225H8ZM124 224H126L125 226H126V228H127V226H128V223H124ZM130 224H132V222L131 223H129V225ZM138 224V223H137ZM186 224V225H185ZM17 225V224H16ZM15 225V226H16ZM122 225V224H121ZM120 225V226H121ZM136 225V224H135ZM152 225V226H151ZM158 225L160 226V224L158 223ZM165 224H163L162 226H161V228L164 226ZM167 225V224H166ZM172 225V226H173ZM124 226V227H125ZM131 226V225H130ZM171 226V227H172ZM1 227H2V229H1ZM129 227V226H128ZM137 227V226H136ZM166 228H167V226H165ZM192 227V228H191ZM16 228H17V226H16ZM15 228V229H16ZM158 228H160V227H158ZM160 228V229H161ZM169 228V231H171V229L173 228H170V226L168 227ZM167 228V229H168ZM181 228V227H180ZM190 228H191V230L192 231H190ZM122 230H124L123 228H121ZM130 229V228H129ZM163 229H164V227H163ZM178 229V228H177ZM128 230V229H127ZM126 230V231H127ZM139 230V231H138ZM154 230V231H155ZM165 230V229H164ZM163 230V231H164ZM174 230V229H173ZM160 232H162V230H159ZM175 231H176V229H175ZM4 232V233H3ZM124 232V231H123ZM123 232H122V234H123ZM158 232V231H157ZM194 232V233H193ZM164 232H162V234H163ZM165 233H167V231L165 230ZM122 234H120V235H118V236H120L121 237V235ZM127 235H128V233H126ZM145 234V235H144ZM169 234V233H168ZM171 234V233H170ZM187 234H188V236H187ZM124 236H125V233L123 234ZM135 235V236H134ZM143 237H142V236ZM147 235V236H146ZM159 235H161V234H159ZM165 235V234H164ZM2 236V235H1ZM123 236V237H124ZM139 236V237H138ZM172 236H173V234H172ZM186 236H187V239H186ZM119 237V238H120ZM155 237L156 236H153V238H154V240L153 241H155L156 239H155ZM162 237H163V235H162ZM191 237V238H190ZM118 238V239H119ZM138 238V239H137ZM141 238V239H140ZM150 238H152V237H150ZM176 238H178V240L176 239ZM182 238H185V241H183V240H181ZM122 239H124V238H121V240ZM129 239V241H127ZM144 239V238H143ZM163 239V238H162ZM173 239V238H172ZM180 239V240H179ZM121 240H119V242H121ZM159 240H161L160 238L157 240L158 242H159ZM164 240V239H163ZM163 240H161L162 242H164ZM122 241V242H123ZM139 241H140V243H139ZM148 241V242H147ZM170 241V242H169ZM172 241H173V243H172ZM150 242V243H149ZM175 242V243H174ZM147 243H149L150 244V247H151V249L153 250H151L150 248H149V244H147ZM161 243V242H160ZM160 243H158V244H160ZM165 243V242H164ZM170 243L173 245H170ZM256 243V244H255ZM145 244L147 245V246H145ZM154 244V243H153ZM162 244V243H161ZM177 244V245H176ZM248 244V245H247ZM258 244V245H257ZM118 245V244H117ZM116 245V247H119V246H117ZM239 245V246H238ZM252 245V246H251ZM255 245H257V246H255ZM130 246V247H129ZM157 246V245H156ZM161 246V245H160ZM175 246V247H174ZM176 246H177V248H176ZM254 246V247H253ZM238 247V248H237ZM251 247V248H250ZM257 247V248H256ZM123 248H124V253L126 254H124V253H121V252H123ZM129 248V249H128ZM132 250H131V249ZM147 248V250L146 251H148L149 249V251L146 253V256L147 257H143L144 256V254H142L141 255V253H144V252H141V249H142V251L144 250L145 251V249ZM156 248V249H155ZM161 248H162V246H161ZM160 248V249H161ZM133 249H134V251H133ZM159 249V250H160ZM175 251H174V250ZM177 249L180 251V252H178L177 251ZM126 250V251H125ZM157 251L158 253H157V255L155 254V251ZM162 250V249H161ZM168 250V251H167ZM239 250V251H238ZM236 251V252H235ZM168 252V253H167ZM171 252V253H170ZM174 252V253H173ZM243 252H244V254H243ZM252 252V253H251ZM138 253V254H137ZM161 253V254H160ZM170 253V254H169ZM176 253V254H175ZM179 253V254H178ZM239 253V254H238ZM153 254H155L156 256L155 257H157L158 255V257L155 259V257H153V258H151V256H154ZM165 254H167V256L165 255ZM174 254V255H173ZM261 254H264V253H261ZM118 255H119V253H118ZM136 255H137V258H139V261L141 260V263H139V261L137 260V258H135L136 257ZM138 255H139V257H138ZM173 255V256H172ZM243 255V256H242ZM142 256V257H141ZM164 256H166V257H164ZM170 256H172V257H170ZM226 256V257H225ZM242 256V259L240 258ZM149 257V258H148ZM177 257V258H176ZM191 257V258H190ZM239 257V258H238ZM169 258H171V260L169 259ZM178 258H180V259H178ZM256 258H257V261L258 262H256ZM137 260V261H135V260ZM143 259V260H142ZM168 259V260H167ZM178 259V260H177ZM240 259V260H239ZM121 260V259H120ZM123 260H122V264H123ZM176 260V261H175ZM180 260V261H179ZM181 260H182V262H181ZM204 260V261H203ZM223 260V261H222ZM233 260V261H232ZM119 260H117V262H118ZM135 263H134V262ZM188 261V262H187ZM222 261V262H221ZM239 263H238V262ZM254 261V262H253ZM262 261H264V260H262ZM115 262H116V260H115ZM115 262H113L114 264H117V263H115ZM153 262V261H152ZM178 262H180V263H178ZM190 262V263H189ZM204 262V263H203ZM233 262V263H232ZM261 262V261H260ZM259 262V263H260ZM156 263V264H157ZM165 263V264H166ZM246 263V264H247ZM118 264H120V263H118ZM155 264V263H154ZM162 264V263H161ZM169 264V263H168Z\"/></svg>","mask_w":264,"mask_h":264}]
</instances>
